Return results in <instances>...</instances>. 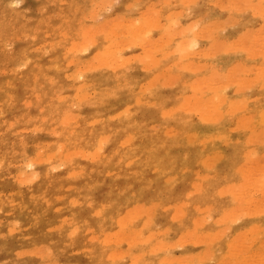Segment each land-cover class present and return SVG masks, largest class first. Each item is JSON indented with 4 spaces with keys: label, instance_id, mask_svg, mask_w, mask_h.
<instances>
[{
    "label": "rangeland",
    "instance_id": "1",
    "mask_svg": "<svg viewBox=\"0 0 264 264\" xmlns=\"http://www.w3.org/2000/svg\"><path fill=\"white\" fill-rule=\"evenodd\" d=\"M51 1H52V4H51ZM63 1V2H62ZM72 1V2H71ZM92 1V2H90ZM105 1V2H104ZM17 0L14 2H18V5H13L15 7H11V3H14L13 0H0V50H1V53H0V123H3L4 126L2 128V130H0L1 134H0V156H1V161H2V164H1V161H0V243L2 245H0V248L2 247L3 249L5 250H1L0 249V264H130L131 260H128V259H116V258H112L113 257V250L117 249L119 250L118 252L122 253V251H125L127 250V246L126 245H123L120 247V245H116V244H112V242H110V244H107V242L105 241V238L106 240L108 239L107 238V234L109 236V234H111L112 236H114L115 234V226H113V221H111V219L113 217H116L117 218V221L118 219H122V220H127L129 219V216L130 218L132 217V214L134 213L135 215L139 214L140 216V219L137 218L139 216H135L133 215V218L135 216V219L136 221L139 222L140 224V228L139 229H136L135 227H133L135 230H140L141 233H143L144 235V238H148V236H151L153 235L154 237V245H156V243H162L166 246H162V249H157L155 250L156 252L154 253V251H152L150 248L148 249H142V250H139L137 252V250H135L136 254L139 255L140 254V257L143 256L141 262H139V264H151V261L153 264H173V261L174 260H184L185 261L186 259H188V261L190 260V263L188 264H214V260L213 259H206V257H204V254L202 255L204 259H206L205 261H203L202 259L203 258H200L201 257V254L204 252L205 253V248L207 245L208 249L210 250H213V254L215 255H219L218 254V251H220V254H223V257L226 256V254L230 253L229 251L232 249V245L237 248L236 250L239 251L241 253L242 250H244L246 247L244 245V239L242 238L245 234L246 238H248L247 240L249 239H252L256 234H258L259 232V236L261 234V239L264 238V225H261L259 226L260 224H263L264 223V211H262L263 209L262 206H260V202L258 201V198L257 200H253V201H256L257 204H259V206H255V204L253 203L254 205V208L252 207L251 208V205L252 203H250L249 201L246 200L249 199V196L251 194V191H252V187L251 189H249L247 192H244L243 190L248 188V186H246L245 184L249 183V179H251L249 176L251 175L252 177V173L251 171L253 172L254 170L252 169V167H254L255 165V168L256 167H264V135H262V133L264 134V119H263V112H264V87H262V83H263V80L261 81H253V79L255 78L256 79V75L259 73V69L261 66H262V62H264V48L262 50H260V46L262 44V46H264L263 44V40H262V36L264 35V14H263V11H264V2L262 0V3L260 2L261 0H242V2H244L246 4V2H248L246 5L244 3L241 2V0H237L238 1V6H241V4L239 3V1L244 4L245 6L244 7H240L242 9H236V5H237V1H236V5L235 6H232L234 5L233 1L231 0V2L229 3V1L226 0V2L224 3H229L230 5L227 7L228 4H226V6H224L225 4H223V0L219 1V0H107L108 4H106V0ZM112 1V2H111ZM159 1L161 3H159ZM184 1V2H183ZM196 1V2H194ZM235 1V0H234ZM55 2V3H54ZM62 2V3H61ZM94 2V3H93ZM96 2V3H95ZM111 2V3H110ZM154 2V3H153ZM156 2V3H155ZM185 2H189V3H185ZM191 2V3H190ZM218 4H215L217 3ZM10 3V5H9ZM70 3V4H69ZM104 3L106 4V6L104 5ZM137 3V5H136ZM220 3V4H219ZM260 5H259V4ZM94 4V5H93ZM130 4V6H129ZM159 4V5H158ZM251 4V5H250ZM254 4V5H252ZM58 5V6H56ZM104 5V6H103ZM113 5V7H112ZM133 5V6H132ZM136 5V6H135ZM156 5V6H154ZM170 5V6H168ZM224 6V8L226 9H223V7L221 6ZM259 5V6H258ZM64 6V7H63ZM89 6V7H88ZM127 6H129L127 8ZM147 6V7H146ZM154 6V8H153ZM220 6V7H219ZM248 6V7H246ZM253 6V8L251 7ZM257 6V7H256ZM261 6V7H260ZM62 7V9L60 8ZM103 7V8H102ZM126 7V8H125ZM139 7V8H138ZM190 7V8H189ZM256 7V8H255ZM86 8V9H85ZM106 8V9H105ZM153 8L154 11L155 9H157V13H158V18L160 20V25L161 27H163V24H164V28H153L152 29V32H151V39H157L159 37L160 40H163L166 41L168 38L170 40H172V44H176V45H173L172 47H169V48H166L165 50H157L155 52V60H159L162 61V64H160V66L158 68H148L146 65H148V61H143L144 58L142 59V57L144 56V52L143 54L141 53L142 51H139V50H131L128 52L127 55H125L124 57V60L125 58L127 59V57H133L131 59H133L129 64H127L126 66L124 65L121 69H119L118 72H115L114 70L112 69H108V68H100V66L98 67L99 69H97L96 67V61L94 59V55H95V52H97V47H92V46H88L86 45L89 41H96L98 43H101L102 40H104V36L103 35H107V33H110L109 30H114L112 33H114L116 31V29L119 27H117L118 24H116L115 22H117L119 19H120V22L121 20L122 21H125V22H128V24H132L134 23V21H137L139 20L140 18H142L143 16V19H140L142 22H144V19L147 17V19H152L153 18V14L154 13L152 10L150 11V9ZM161 8V9H159ZM189 8V9H188ZM247 11H245L244 10ZM261 8L262 11L259 9ZM94 9V10H93ZM96 9V10H95ZM113 9V10H112ZM159 9V11H158ZM253 9V10H251ZM60 10V11H59ZM107 12H106V11ZM131 10V11H130ZM148 10H149V13H148ZM182 10V11H181ZM237 10V11H235ZM239 10V11H238ZM255 10V11H254ZM256 10H260L261 12L259 11H256ZM90 11V12H89ZM144 13L142 14L141 12ZM178 11V12H177ZM180 11H181V14L180 15ZM187 11H188V14H187ZM232 11V12H231ZM43 12V13H42ZM89 12V13H88ZM106 12V13H105ZM132 12V13H131ZM173 12V13H171ZM176 12H177V15H176ZM207 12V14H206ZM4 13V16L3 14ZM19 13V15H18ZM21 13V14H20ZM25 13V14H24ZM41 13V14H40ZM88 13V14H87ZM92 13V14H91ZM127 13V14H126ZM131 13V14H129ZM145 13L147 14H152L153 16L151 15H146V17L144 18V15ZM171 13V14H170ZM175 13V14H174ZM179 13V15H178ZM254 13V14H253ZM258 15H257V14ZM17 14V15H16ZM90 14V15H89ZM94 14V15H93ZM117 14V15H116ZM169 14V15H167ZM172 14L175 15V17L177 19L174 20V15L172 16ZM60 15V16H59ZM64 15V16H63ZM93 15V16H92ZM106 15V16H104ZM207 15V16H206ZM242 15V16H241ZM16 16V17H15ZM28 16V17H27ZM62 16V17H61ZM68 16V17H67ZM84 16V17H83ZM101 16V17H100ZM127 17V19L123 20V18L121 17ZM134 16V17H132ZM166 16H169L166 17ZM170 16H172V18H170ZM181 16V17H180ZM247 16V17H246ZM3 17V18H2ZM18 17V18H17ZM27 17V18H26ZM58 17V19H57ZM61 17V18H59ZM94 17V18H93ZM120 17V18H119ZM131 17V18H130ZM137 17L139 19H137ZM208 17V18H207ZM229 17V19H227ZM234 17V18H233ZM11 18V19H10ZM15 18V19H14ZM87 18V19H85ZM135 18V20L133 19ZM168 18V19H167ZM16 19H19L18 21H16ZM26 19H27V22H26ZM71 19V21H70ZM80 19V21L78 20ZM85 21H84V20ZM114 19V21H113ZM118 19V20H116ZM132 19V20H131ZM151 19L149 20L150 22ZM226 19V20H225ZM239 19V20H238ZM8 20V21H7ZM58 20V21H57ZM62 23H60V21H62ZM67 20V21H66ZM111 20V21H110ZM173 21V23H176V24H173V23H170L169 21ZM229 20H237L239 23H237V21L234 23L233 21H229ZM245 20L247 23H245ZM248 20V21H247ZM259 24H258V22ZM12 21V22H10ZM41 21V22H40ZM96 21V22H95ZM171 21V22H172ZM177 21V22H175ZM225 21H229V22H232L230 25L229 22H225ZM252 21V22H251ZM15 22V23H13ZM25 22V23H24ZM39 22V23H38ZM44 22V23H42ZM78 22V23H77ZM80 22V23H79ZM98 22V23H97ZM106 22V23H104ZM119 22V23H120ZM125 22L123 24H125ZM191 22H195L193 23L194 25L196 26H192L193 24H191ZM218 22H222L221 24H217ZM225 22V26H224V23ZM24 23V25H23ZM42 23V24H41ZM115 23V24H113ZM118 23V22H117ZM122 23V22H121ZM163 23V24H162ZM177 23H178V27H177ZM216 23V24H214ZM237 23V24H236ZM20 24V25H19ZM31 24V26H30ZM35 24V25H34ZM44 24V25H43ZM88 25L87 28H84V26ZM127 24V23H126ZM171 24V25H170ZM176 25L175 29L173 28V25ZM209 24H213L212 26H214V28L212 26L209 27ZM234 24V25H233ZM263 24V26H262ZM7 25V26H6ZM13 25V26H12ZM50 25V26H49ZM56 25V26H55ZM71 25V26H70ZM191 25V26H190ZM222 25V26H221ZM229 27H228V26ZM23 26V27H22ZM29 26V27H28ZM35 26V27H34ZM47 26V27H46ZM54 26H55V29H54ZM62 26V28H60ZM83 29H81L80 28ZM85 26V27H86ZM105 26V27H104ZM172 28H171V27ZM190 26V27H189ZM208 26V28H206ZM233 26V29L231 28ZM237 26V27H236ZM26 27V28H25ZM34 27V28H33ZM92 27V28H91ZM104 27V28H103ZM192 27H197L194 31V28L192 29ZM212 27V28H211ZM222 27V28H221ZM227 27L228 29L226 30ZM263 27V28H262ZM31 30H30V29ZM33 28V29H32ZM45 28V29H44ZM51 28V29H50ZM59 30H57V29ZM66 30H65V29ZM70 31H68L67 30ZM90 32L91 34L88 36V34H86L88 32V29H90ZM169 28L170 29H174L172 32L170 31L169 32ZM189 28H191V30H189ZM221 28V31H219ZM251 28V32H248L247 29L250 30ZM262 28V29H261ZM20 29V30H19ZM29 29V30H28ZM41 29V30H40ZM43 29V30H42ZM49 31H47V30ZM54 29V30H52ZM87 29V30H86ZM97 29V30H96ZM106 29V30H105ZM108 29V31H107ZM182 29V30H181ZM188 30V33L185 32ZM204 29V30H203ZM210 29H214V31L210 30ZM218 29V30H217ZM223 29L225 30L223 32ZM232 29V30H231ZM260 29V30H259ZM13 30V31H11ZM18 30V31H16ZM26 30H28L26 32ZM33 30V31H32ZM52 30V31H51ZM57 30V31H56ZM62 30V31H61ZM72 30V31H71ZM85 30L87 31L85 33ZM96 30V32L94 31ZM202 30V31H201ZM206 30V31H205ZM33 33L31 35V32ZM46 31V32H44ZM52 33H51V32ZM66 31V32H64ZM120 30H117V33L119 32ZM179 31H184L185 34L184 36L186 38H188L189 40H191L190 38L191 37H196L198 43H199V46L198 48H194L192 49V51L189 52V54L191 55H186L188 58H185L186 56H184L181 51L178 49V46H179V43H180V39H178L180 36V32ZM205 31V32H204ZM211 32V36H214L213 38L210 37V33L208 35V32ZM257 31H261L259 32L260 35L262 34L263 32V35H259L258 34H255ZM12 32V33H11ZM29 32V34H28ZM50 32V33H49ZM61 32V33H60ZM81 32V33H80ZM101 32V33H100ZM159 32V33H158ZM174 32H176L175 34V37L173 36ZM179 32V33H178ZM183 32V33H184ZM198 32V33H197ZM207 33L206 36L205 34L203 35V33ZM245 32V34H244ZM248 32V33H246ZM253 32V33H252ZM8 33V34H7ZM10 33V35H9ZM37 33H40L38 36H36ZM64 33V34H63ZM79 33V34H78ZM96 33V34H95ZM104 33V34H102ZM164 33L168 34V36H165ZM199 34V35H196ZM202 33V34H200ZM239 33V34H238ZM54 34V35H53ZM60 35V36H57V35ZM67 36H66V35ZM76 34V35H75ZM78 34V35H77ZM82 34V35H81ZM170 34V35H169ZM173 34V35H172ZM188 34V35H187ZM244 34V35H242ZM246 34H248L250 37L252 36L251 38V43L249 41V43H247L248 45L246 47L243 46V43L242 42H248V39L250 37H246ZM251 34V35H250ZM9 35V36H8ZM19 35V36H18ZM28 35V36H27ZM31 35V36H30ZM34 35V36H33ZM43 37H41V36ZM70 35V36H69ZM92 35V36H91ZM95 35V36H94ZM172 35V36H171ZM217 35H218V38H217ZM257 35V38L259 37L261 39L260 42H258L257 38L256 40L257 41H253L254 40V36ZM27 36V37H26ZM30 36V38H29ZM48 36V37H47ZM76 36V37H75ZM78 36V38H77ZM83 36V37H81ZM91 36V37H90ZM164 36V37H163ZM197 36H201L200 39L199 37ZM243 36V37H242ZM13 37V38H12ZM20 37V38H19ZM34 37V38H33ZM48 38L46 41H44V39ZM49 40V38H51ZM71 37V38H70ZM75 39H74V38ZM81 37V38H79ZM167 37V39H166ZM172 39H171V38ZM209 37V38H207ZM240 37V38H239ZM241 37L243 38L241 40ZM16 38V39H15ZM26 38V39H25ZM54 38V39H53ZM61 38V43L60 41H58L59 39ZM95 38V40H93ZM203 38H206V39H203ZM247 38V41H245ZM258 38V39H259ZM8 39V40H6ZM12 39V42H9L10 40ZM24 39V40H23ZM64 39V42H67L65 43V46L62 45L63 44V40ZM68 39V40H67ZM72 39L74 40L73 42ZM166 39V40H165ZM216 39V41H215ZM237 39H240V41ZM264 39V38H263ZM67 40V41H66ZM236 40V41H235ZM26 41V42H25ZM32 41V42H31ZM37 41V44L35 43ZM40 41V42H39ZM53 41V43H52ZM84 41L85 43V49L80 51L81 49L80 48H83V47H80V48H75L77 49L76 51L70 48H72L73 44L75 42H78V43H82ZM157 41V40H156ZM219 42H223L225 44H223L224 46H222ZM232 41H235L236 43L234 44ZM252 41H253V44H252ZM7 42V43H5ZM39 42V43H38ZM60 44L62 47H61V51L59 53V51L55 48V46H53V44L57 43ZM71 42V43H70ZM217 46L215 48H213L212 46L213 45H216ZM232 42V44H231ZM242 44H240V43ZM255 42V43H254ZM3 45H2V44ZM11 43V44H10ZM201 43V44H200ZM261 43V44H260ZM11 46H9V45ZM14 44V45H13ZM27 44H29L30 46H28ZM69 44V45H68ZM77 45V43H75ZM74 44V45H75ZM90 44V43H88ZM213 44V45H212ZM233 44L234 46H240L241 49H233ZM246 44V43H245ZM252 45V48L253 49H249L251 48V45ZM260 44V45H259ZM8 45V46H7ZM33 45V46H32ZM52 45V46H51ZM84 45V44H83ZM212 45V46H211ZM258 45V46H256ZM40 46V47H39ZM44 46V47H43ZM68 46V47H67ZM80 44L77 45V47H79ZM256 46V47H254ZM66 47V48H65ZM221 48L220 51L219 49L215 51L216 48ZM232 47V50H229L230 48ZM258 47V49H256ZM10 48L12 50H10ZM64 48V49H62ZM211 48L213 50H211ZM255 48V49H254ZM176 50V52L174 50ZM205 50L203 51V53L205 52L207 55L205 54H201L202 50ZM206 49H210L211 53L206 52ZM228 49V50H227ZM43 50V51H42ZM45 50V51H44ZM52 50V51H51ZM90 50V51H89ZM172 50L174 51V55L172 56V53H168V52H172ZM179 50V51H178ZM200 50V53L197 52ZM248 50V51H246ZM260 50V51H258ZM55 53H54V52ZM83 51L86 52L83 54ZM213 51V53H212ZM252 51V52H251ZM253 51H256L257 53L258 52H261L262 51V54L261 53H256V55L254 56L253 55H250V52L253 53ZM5 52V53H4ZM35 52V53H34ZM58 52V53H57ZM197 52V53H196ZM215 52H220L218 54H215ZM49 53V54H47ZM54 53V54H53ZM57 53V54H56ZM68 53V54H67ZM72 53V54H71ZM82 53V54H81ZM168 53V54H167ZM195 53V54H193ZM199 53V54H198ZM236 53V54H234ZM241 53V54H240ZM9 54V55H8ZM22 54L24 57H22ZM40 54V55H39ZM45 54V55H44ZM60 54L61 58L60 60L63 61V62H60L59 64V70L55 72V69H54V63H52V61L57 58H59V56H56ZM74 54V55H73ZM78 54V56L76 55ZM136 54H139L141 55L139 57L138 55V59L136 58ZM180 54V55H179ZM195 55V56H192ZM199 56H197V55ZM201 54V55H200ZM215 57H214V55ZM260 54V55H259ZM36 55V56H35ZM48 55V56H46ZM66 55V56H65ZM69 55L71 57H69ZM79 55H81L80 57H82V59L80 58H77L79 57ZM143 55V56H142ZM213 55V56H212ZM10 56V57H9ZM16 56V57H15ZM20 56V58H19ZM43 56V57H42ZM75 56V58H74ZM86 56V57H84ZM203 56V57H202ZM254 56V57H253ZM258 56V57H257ZM5 57V58H4ZM34 57V59H33ZM42 59H41V58ZM53 57V58H52ZM56 57V58H55ZM68 57V58H67ZM73 57V58H72ZM91 57L94 59V61H91ZM165 57L167 59H165ZM190 57V58H189ZM257 57V58H255ZM4 58V59H3ZM11 58V59H10ZM15 58V59H14ZM27 58V59H26ZM29 58V60H28ZM32 58V60H31ZM51 58V59H50ZM64 58V59H63ZM67 60H66V59ZM90 58V61H88ZM14 59V60H13ZM17 59V60H16ZM86 59H88V63L85 61ZM6 60V61H5ZM12 60V61H11ZM37 60V61H36ZM52 60V61H50ZM54 60V61H55ZM71 60H74V61H71ZM80 60L77 65V66H74L75 64V61H78ZM28 61L30 64L29 66L27 67H22L23 63ZM34 61V62H32ZM36 61V63H35ZM50 61V62H49ZM53 61V62H54ZM9 62V63H8ZM71 62V63H70ZM74 62V63H73ZM86 62V63H85ZM92 64H95L94 66L93 65H88L89 63ZM178 62V63H177ZM189 62H192L193 63V66L196 65V66H200V65H205L202 67V69L200 70L199 66L192 69L190 66L192 63H189ZM63 63V64H61ZM70 63V65L68 64ZM132 63V64H131ZM176 63V65H175ZM196 63V64H194ZM236 63H238L239 67L242 65L243 67H241V69H243L242 73H240V71L238 72V70L236 71V69H239V67L236 66ZM34 64L35 66L37 67H34ZM38 64V65H37ZM68 64V65H67ZM241 64V65H240ZM261 66H258L260 65ZM21 65V66H20ZM41 67H40V66ZM61 65V66H60ZM88 65V66H87ZM99 65V64H98ZM130 66V69L128 68ZM19 66V67H18ZM69 66V67H68ZM82 66H84V68H87V69H84V72L81 71V69L83 68ZM134 66V67H133ZM146 66V67H145ZM213 66V67H212ZM235 66V67H234ZM253 66L257 67L258 68H252ZM6 67V69L4 68ZM22 67V68H20ZM28 67H29V70H28ZM52 67V68H50ZM90 67H93L91 68L92 70L95 69L94 71H91L89 72L91 69H89ZM172 68V70L170 68ZM183 67V68H181ZM189 67V69H188ZM213 69H212V68ZM237 67V68H236ZM4 68V69H3ZM20 68V69H19ZM24 68V70H23ZM40 68V69H38ZM79 68V70H78ZM132 68H135V69H132ZM170 70H169V69ZM199 68V70H197ZM206 68V69H205ZM236 68V69H235ZM264 67L262 66L261 69H263ZM16 70V73L15 70ZM38 69V71H37ZM49 69V71H48ZM71 69V70H70ZM76 69V71H74ZM105 69V70H104ZM147 69H148V72H147ZM168 69V70H166ZM217 69V70H216ZM221 69V70H220ZM232 69H235V71L233 72ZM252 69V71H251ZM256 69H258V73L256 72ZM7 70V71H6ZM9 70V71H8ZM67 70V71H66ZM86 70V71H85ZM89 70V71H87ZM102 70V71H100ZM125 70V71H124ZM231 70V71H230ZM246 70V71H245ZM248 70L250 72H248ZM255 70V71H254ZM18 71V72H17ZM45 71V72H44ZM74 71L72 74L71 72ZM125 73H124V72ZM8 72V73H6ZM35 72V73H34ZM40 72H41V75H40ZM42 72H43V75H42ZM48 72V73H47ZM55 72V73H54ZM78 72V73H77ZM88 72V73H87ZM229 72H231V74H234V73H237V74H234L232 75V77H236L237 79L238 78H242L244 81L246 80H252L250 82L252 83H248L250 85V87L246 84H244V81H240L237 80H233V82L229 81V83L227 84L228 80H231L229 75L231 74H228ZM248 72V73H247ZM14 73V74H13ZM33 73V74H32ZM47 73V75L45 76V74ZM62 73V74H61ZM90 73V74H89ZM117 73V74H116ZM172 73V74H171ZM240 73V74H239ZM246 73V74H245ZM37 74V75H36ZM53 74V75H52ZM60 74V75H59ZM68 74V75H67ZM81 74V75H80ZM84 76H83V75ZM99 74V75H97ZM108 76H104V75H107ZM114 74V75H113ZM119 74V75H118ZM127 74V75H125ZM159 74V75H158ZM160 74L162 75H165V80H164V76H160ZM212 74H214L216 76V79L215 76L213 78ZM228 74V75H226ZM239 74V75H238ZM34 77H33V76ZM54 76V78L52 76ZM56 75V76H55ZM80 75L83 78V80H85L86 78V83L87 85H90V88H88L89 90L87 91L86 89V92L83 93L84 96H85V100L83 103H82V100L79 99V97L77 98V96H80V95H77L75 96L76 94V89L78 87V83H80L78 80H77V76ZM122 75V76H120ZM125 75V76H123ZM131 75V77H129ZM213 78V80H217V76L220 75L221 77L223 78H226L227 82L225 84V82L223 81L224 79H222V82L225 84L223 85L221 82H220V85L223 86L222 89L221 88H218L217 89V86L219 85V82L215 81L214 82H211L212 80L209 79L208 81V77L210 78L211 76ZM236 75V76H235ZM238 75V76H237ZM38 76V78H37ZM76 76V80L74 79V77ZM88 76V77H87ZM106 80H104L102 77ZM157 76H160V78ZM219 76V77H220ZM12 77V78H11ZM60 77V78H59ZM63 77V78H62ZM86 77V78H85ZM101 77V78H99ZM110 77V79H109ZM114 77H117V78H114ZM119 77V78H118ZM171 77H176V81L175 79H170ZM220 77V79H221ZM231 77V78H232ZM233 77V78H234ZM45 78V79H43ZM48 78V79H47ZM70 78V79H69ZM94 78V79H93ZM113 78V79H112ZM199 78L198 81H201L203 82L202 80L204 79V82L205 80L207 79V83H203V84H206L204 86V88L208 87L206 90H204L202 87V85L199 86V83L202 84L201 82L198 83L197 81V85H194L195 81ZM206 78V79H205ZM235 78V79H236ZM253 78V79H252ZM55 79V80H54ZM64 79V80H63ZM72 79H74V81H72ZM91 79V80H90ZM108 79V81H107ZM116 79V80H115ZM118 79H120L118 81ZM170 79V82L172 81V83H168L169 85H165V82ZM219 79V80H220ZM9 80V81H7ZM20 80H23L24 83L27 82L30 84H33L31 85L32 88H33V91H28L27 90H21L19 89L18 91V95H19V98L15 97L14 95V92H13V87L16 85H20L21 81ZM39 80V81H38ZM53 80V83L52 81ZM63 85H61L60 81ZM71 80V81H70ZM93 80L95 83H93ZM102 80V82H101ZM123 80V81H122ZM126 80V81H125ZM135 80V81H134ZM155 80V81H154ZM218 80V81H219ZM9 83H7V82ZM37 84H36V82ZM59 81V82H58ZM67 81V82H66ZM69 81V82H68ZM78 81V83L76 82ZM100 81V82H98ZM107 83H104L106 82ZM121 81V82H120ZM130 81V82H129ZM153 81V84L154 87H152L153 85L149 86L147 85V83L151 84ZM169 81V80H168ZM6 82V83H5ZM44 82V83H43ZM47 82V83H46ZM58 82V83H57ZM66 82V83H65ZM84 82V81H83ZM129 82V83H128ZM146 82V83H145ZM151 82V83H150ZM155 82V83H154ZM211 82V83H210ZM241 82H243L241 84ZM15 83V84H14ZM52 83V86H50ZM69 83V84H68ZM71 83V84H70ZM103 83V84H102ZM126 83V84H125ZM136 83V85L134 84ZM143 83V84H142ZM185 83V86H183V84ZM192 83V84H191ZM215 84L214 85H212ZM246 83V82H245ZM254 83V84H253ZM6 84V85H5ZM48 84V85H47ZM58 87H57V85ZM67 84V85H66ZM78 84V85H77ZM92 84V86H91ZM99 84V86H98ZM121 86H120V85ZM125 84V85H123ZM132 84V85H131ZM167 84V82H166ZM175 84V85H174ZM210 84V85H208ZM253 84V85H252ZM264 84V83H263ZM3 85V86H2ZM37 85V86H36ZM38 85H43L45 87H47L49 89V93H50V99H53V104L54 103H57V104H61L57 102V100L59 98H61V100H63V97L65 98V103L64 104L66 107H64L63 105V110H62V113L63 114L64 112L68 113L69 115H71V117L74 119L72 121L73 125L72 127L75 128L77 127L78 130H73V128L70 130V134L72 136H76L79 137L80 135H82V137L84 136H89L91 134H101L100 132H102V136L106 139L109 138L108 136H112V137H116L115 135H121L120 137H116L119 141V145L121 147V144L127 140L126 138V135L129 136L130 134V130H133V129H136L138 133V135H141L143 138H145L146 136H149L150 135V132H151V137H154V136H157L156 134H158L159 136H161L163 138V142L165 144V149L166 148V144L168 145V147L171 149L172 147V141L176 139V141H178L180 143V145L182 144V146H177V148L175 150H172V151H168V149L166 150V154L168 156V159L171 158V159H174V160H171L169 159V163L171 165L168 166V168L165 166L164 169H159V168H154L152 167L150 163L146 162V160H144L143 158L141 157H134V158H122V157H119L120 155H123L124 153L122 151H118V153L120 154H117L116 158H112L111 159V162L107 164V166L104 168V170L106 172H104L103 170L100 172V174H97L96 172L93 173V175L95 176H98V177H95V179H91V178H88L84 181L83 183V186H86V190H87V199L88 201H90L92 204H97L98 202V205L97 206H100L103 210H105L104 212L106 213V210L110 209L105 215L109 216V223L108 221L102 225V228L101 227H96V226H90L88 225L86 229H79L77 230V233L74 231H71L69 228V223L67 224L64 219H62L60 216L58 217H55L52 216L50 219H46L45 222H41L38 214L35 213L34 211V208L32 206H30L29 204L27 203H30L31 202V199H33L34 197L28 195L30 194V188L32 186L30 185H27V184H23L21 183V181L17 179V175H18V172L19 171V166L22 165L23 163L22 160H23V153L26 152V153H29V154H34V153H31L32 150L35 151V153L37 152L38 150V153H41L40 155H43L45 151H47L48 149L51 148V145H52V140H51V135H52V130L50 129L49 131H36L35 132V128H31L32 131H25L26 129H22L21 126H18L17 125V121L18 119H16V114L19 112V109H21L23 111V113H26L28 112L29 110H31V107L29 109L28 107V104L30 105V103H36L39 101V95H38V88L36 90V93H35V90H34V87L33 86H36L38 87ZM56 85V86H55ZM60 85V86H59ZM77 85V86H76ZM106 85H110L108 87H106ZM142 85V86H141ZM193 85V86H192ZM212 85V86H211ZM245 85V88L247 89V91H242V88L244 87H241ZM252 85V86H251ZM8 86V87H7ZM65 86V87H64ZM68 86V87H67ZM76 86V87H75ZM98 86V87H97ZM114 86V87H113ZM127 86H130L127 88ZM134 88L132 89L131 88ZM136 88H135V87ZM145 86L148 87L149 90H151L150 92H146V88ZM160 87L161 89H157V87ZM163 88H162V87ZM196 86V87H195ZM214 86V87H213ZM247 86V87H246ZM62 87V88H61ZM75 87V89L73 88ZM111 87V88H109ZM156 87V88H155ZM158 87V88H159ZM216 87V88H215ZM220 87V86H218ZM1 88H4L1 89ZM55 88H59V89H55ZM94 88V89H93ZM109 88V90H108ZM153 88V89H152ZM201 88V89H200ZM215 88V89H214ZM64 89V90H62ZM68 89H70L69 91H67ZM199 89V90H198ZM209 89V90H208ZM225 89V91H224ZM238 89V90H237ZM240 89V90H239ZM53 90V91H52ZM57 90V91H56ZM62 90V91H61ZM108 90V91H107ZM128 90V93L125 92ZM132 90V91H130ZM146 90V91H144ZM160 90V92H159ZM237 90V91H236ZM3 91V92H1ZM104 91H105V94H104ZM158 91V92H156ZM224 91V92H223ZM31 92V93H30ZM52 92V94H51ZM62 92V93H61ZM92 92V93H91ZM97 92V95L94 94ZM100 92V93H99ZM103 92V93H102ZM30 93V94H29ZM34 93V94H33ZM103 95H102V94ZM120 93V94H119ZM147 93V94H146ZM157 93V94H155ZM160 93V94H159ZM9 94H10V97H9ZM57 94V95H56ZM87 94V95H86ZM90 94V96H88ZM125 94V95H124ZM129 94V95H128ZM219 94V98H221V108L218 109L217 106L213 105L214 106V112L213 113H216L217 117L219 120H209V122H204V120H200L196 115L195 113L193 112L194 110H187V107L189 106V103H188V106H187V102H192L191 100H189L188 97L192 98L194 97V100H198V102H201V103H204V104H207L212 98L211 96L215 95V96H218ZM52 95V96H51ZM68 95V96H67ZM82 95V94H81ZM117 95V96H116ZM134 96V98L132 99V97ZM145 97H144V96ZM156 95V96H155ZM158 95H160L159 97H157ZM37 96H38V101H37ZM55 96V97H54ZM130 96V97H129ZM132 96V97H131ZM200 96V97H199ZM53 97V98H52ZM118 97V98H117ZM128 97V98H127ZM143 97V99H142ZM187 97V98H186ZM198 97L200 99H198ZM68 98H69V101H68ZM76 98V99H75ZM104 98H105V101H104ZM109 98V99H107ZM113 98V99H112ZM138 98V99H137ZM154 99V100H151V99ZM160 98L162 99V102L160 101ZM171 100H169V99ZM3 99V100H2ZM6 99V100H4ZM82 99H83V95H82ZM126 99V102L123 100ZM142 99V100H141ZM252 99V100H251ZM13 100L18 104V106L20 107L18 109V107L16 105H10L8 108L5 107V104L8 103V104H11L13 102ZM67 100V101H66ZM81 100V102H80ZM131 100V102H129ZM145 100V102H143ZM147 100V101H146ZM216 100V99H215ZM215 100L213 99V104L215 102ZM240 100H243L242 103L244 104V107L247 106V107H242L243 105L240 106V109L238 107L239 105V101ZM96 101V103L94 102ZM139 101V102H138ZM150 101V102H149ZM163 101H166L164 102L165 104H162ZM168 101V102H167ZM69 102V103H68ZM80 102V103H79ZM98 102V103H97ZM109 102V103H108ZM112 102V103H111ZM154 103V104H151V103ZM160 103V106H159V103ZM193 102H196V101H193ZM212 101H210L208 104H210ZM233 102H236L233 104ZM241 102V101H240ZM75 104V106L73 107V104ZM126 103V104H125ZM144 103V104H142ZM241 103V104H242ZM124 104V105H123ZM141 104V105H140ZM98 105V107H97ZM139 105V106H138ZM150 105V106H149ZM156 105V106H155ZM166 105V106H165ZM186 105V107H185ZM202 107L204 106L203 104H201ZM25 106V107H24ZM84 106V107H83ZM96 106V108H95ZM148 106V107H147ZM152 106V108H151ZM238 108H237V107ZM71 107V108H69ZM73 107V108H72ZM127 107H131L130 109L127 108ZM161 107V108H160ZM162 107L164 109H162ZM185 107V108H184ZM233 107V108H232ZM237 109H236V108ZM83 108V109H82ZM155 108V109H154ZM158 108V109H156ZM184 108V109H183ZM191 108V107H189ZM205 108V106H204ZM234 109H236V111L234 110V112H232ZM77 109V110H75ZM85 109V111H84ZM176 111H175V110ZM178 109V110H177ZM186 109V110H185ZM59 110V109H58ZM72 110V111H71ZM82 110V111H81ZM170 112V114H167V111ZM170 110V111H169ZM171 110H174L171 112ZM185 110V111H184ZM231 112H230V111ZM70 111V112H69ZM75 111V112H74ZM126 111V114H124V112ZM229 111V113H228ZM60 112V110H59ZM84 112V113H83ZM89 112V113H88ZM132 112V113H131ZM166 112V113H165ZM73 113V115H72ZM83 113V114H82ZM123 113V114H122ZM128 113V114H127ZM146 113V114H145ZM150 115H149V114ZM165 113V115H164ZM211 113L210 116L213 114ZM243 113V114H242ZM262 113V115H261ZM79 114V115H78ZM81 114V116H80ZM120 114V115H118ZM132 116H131V115ZM77 115V116H75ZM103 117H102V116ZM125 115V119L123 120V117ZM136 115V116H135ZM146 118H145V116ZM148 115V116H147ZM174 115V116H173ZM178 115H180L178 118H176ZM252 115V116H250ZM75 116V117H74ZM91 116V117H90ZM99 116V118H98ZM101 116V117H100ZM121 116V117H120ZM134 116V117H133ZM155 116V117H153ZM170 116H171V119H170ZM250 116V117H249ZM83 117V118H82ZM116 117V118H115ZM133 117V118H132ZM152 117V118H151ZM168 117V118H167ZM181 117V118H180ZM216 117V116H215ZM230 117V118H229ZM243 117H245L244 119H246L247 117L250 118V120L246 119L245 121L242 119ZM15 118V119H14ZM76 118V119H75ZM96 118V119H95ZM132 118V121L129 120ZM137 118V119H136ZM139 118V120H138ZM155 118V120H154ZM166 118V119H165ZM180 118V119H179ZM188 119L185 120V119ZM89 119V120H88ZM94 119V120H93ZM104 119H107L104 120ZM122 121H121V120ZM128 119V120H127ZM164 119V120H163ZM176 119L177 122H176ZM185 120V122L187 124H182V123H185L183 120ZM240 119L242 120V123L244 121V123H249V124H241L240 122ZM76 120V121H75ZM88 120V121H86ZM102 120V121H100ZM112 120V121H111ZM119 122V124L117 126H115L114 123H118L116 121ZM235 120V121H234ZM29 118L27 119V121H25L27 123V125H31L29 124ZM102 124H100L99 122ZM104 121V122H103ZM138 122V123H134V122ZM155 121V122H153ZM164 123H163V122ZM167 121V123H166ZM171 121V122H170ZM181 121V122H180ZM247 121V122H246ZM13 122V123H12ZM79 122H83V123H80L81 127L79 126ZM91 122V123H90ZM104 124H103V123ZM113 122V123H112ZM124 122V123H123ZM153 122V123H152ZM239 122V123H238ZM62 123V121H61ZM87 125L84 126L85 128L87 127V129H89V133L87 132L88 130L85 129L84 127L82 128V126L84 125ZM108 123H111L108 124ZM123 123V124H122ZM134 123V124H133ZM143 123V125L141 126V124ZM163 123V124H162ZM166 123V124H165ZM178 123V124H177ZM201 123V125H200ZM217 123V125H216ZM224 123V124H223ZM263 123V125H262ZM15 124V125H14ZM95 124H99V125H95ZM106 124V125H105ZM114 126H113V125ZM122 125H125L126 128L125 130H122L120 129V126ZM129 124V125H127ZM131 124V126H130ZM150 124V125H148ZM174 124H177V125H174ZM222 124V125H221ZM11 125V126H10ZM76 125V126H74ZM101 125V126H100ZM105 125V126H104ZM110 127H108V126ZM136 125V126H135ZM163 127H162V126ZM166 125V126H164ZM169 125V126H168ZM182 125V126H181ZM221 125V127H219ZM247 125V126H246ZM10 126V127H8ZM89 126H91L89 128ZM95 126V127H93ZM107 126V127H106ZM112 126V128H111ZM177 126V127H176ZM180 128H179V127ZM208 126V127H207ZM242 126H246V127H243L241 128ZM253 126V127H252ZM255 126V128L257 129H253ZM7 127V129H6ZM116 127V130H113L115 129ZM118 127V128H117ZM130 127V129H128ZM158 127V128H157ZM235 127V128H234ZM248 127V128H247ZM8 128L12 129L11 131L7 132L8 131ZM80 128V129H79ZM94 128V130H92ZM98 128L97 132H95V130ZM107 128V129H105ZM111 128V130H110ZM140 128V129H139ZM152 130H151V129ZM164 128V129H163ZM171 130H169V129ZM175 128V129H174ZM179 128V129H178ZM201 128V129H200ZM5 129V130H4ZM14 129V130H13ZM127 129V130H126ZM139 129V130H138ZM147 129V131H145ZM150 129V130H149ZM162 129V131H161ZM177 129V130H176ZM195 129V130H194ZM253 129V130H251ZM109 132H108V131ZM145 132H144V131ZM153 130L155 132H153ZM165 130V131H164ZM183 130V131H182ZM199 130V131H198ZM212 130V131H211ZM241 130V131H240ZM77 131V132H76ZM86 131V132H85ZM107 131V132H105ZM118 131H121V133L119 132V134L117 133ZM124 131V132H123ZM150 131V132H149ZM186 131V132H185ZM188 131V132H187ZM214 131V132H213ZM79 132V133H78ZM92 132V133H91ZM113 132L116 134H113ZM128 132V133H127ZM133 132V131H132ZM131 132V133H132ZM161 132V133H160ZM173 132V133H172ZM181 132H182V135H181ZM185 132V133H184ZM261 134H260V133ZM44 133V134H43ZM86 135H85V134ZM113 134V135H110ZM142 133V134H140ZM149 133V134H148ZM169 133V134H168ZM172 133V134H170ZM192 133V136L193 134L195 135V138L194 136L193 137H190ZM258 133V134H257ZM41 134V135H40ZM80 134V135H79ZM84 134V135H83ZM125 136H124V135ZM168 136H167V135ZM188 134V135H187ZM206 134V136L204 135ZM222 134V136H221ZM49 135V136H48ZM175 135V136H174ZM185 135V136H184ZM258 135V136H257ZM261 135V136H260ZM8 136V137H7ZM24 136V137H23ZM48 136V137H47ZM136 136V135H135ZM145 136V137H144ZM173 136V138H172ZM217 136V137H216ZM221 136V137H220ZM226 136V139L224 138ZM47 137V139L45 140V138ZM124 137V138H122ZM169 139H168V138ZM175 137V138H174ZM13 138V140H12ZM120 138V140H119ZM172 138V139H171ZM182 139V141H180V139ZM184 138V139H183ZM193 138V139H192ZM198 138V139H197ZM199 138H202L201 140H203L204 138V143L200 142V139ZM212 140H211V139ZM38 139L40 142H35L34 140ZM50 140L51 143H49L48 141ZM106 139V140H107ZM168 139V141H167ZM209 139V140H208ZM227 141L225 142L224 141ZM251 140V142H250ZM12 141V142H11ZM34 141V142H33ZM43 141V142H42ZM47 141V143H45ZM197 141V143H195ZM207 143H206V142ZM212 141H213V144H212ZM243 141V142H242ZM183 142V143H182ZM186 142V144H185ZM194 142V143H193ZM225 142V143H224ZM250 142V143H249ZM254 142V143H253ZM39 143V144H37ZM40 143H43L40 144ZM49 143V145H48ZM169 143V144H168ZM228 143V144H227ZM184 144L186 145V150H185V146ZM188 144V145H187ZM190 144H193V145H190ZM247 144V145H246ZM38 145V146H37ZM170 145V146H169ZM213 145V147H212ZM244 145V146H243ZM250 145V146H249ZM106 146V147H105ZM108 145H103V150L100 151L98 153V156L99 157H106L109 152H108V148H107ZM19 147V148H18ZM83 146H78V148H82ZM181 147V148H180ZM188 147V148H187ZM244 147V148H242ZM180 148V150H179ZM184 148V149H183ZM250 150H249V149ZM30 149V150H29ZM46 149V150H45ZM146 149H149V148H146ZM169 149V150H170ZM179 150V151H178ZM183 150V151H182ZM226 150V152H225ZM249 150V151H247ZM110 151V150H109ZM185 151V152H184ZM245 151V152H244ZM16 152V153H15ZM173 152H178V154L175 156L176 153H173ZM180 152V154H179ZM193 152V153H192ZM18 153V154H17ZM182 153V154H181ZM203 153L204 156L202 155ZM209 153V155L207 154ZM225 153V154H224ZM253 153V154H252ZM15 154V155H14ZM175 156V158L173 157V155ZM186 154H191V158L188 157V155ZM217 154V155H216ZM249 154V155H248ZM252 154V155H251ZM8 155V156H7ZM61 156L62 155V152H59L57 153V156ZM119 155V156H118ZM182 157H180V156ZM200 155V156H199ZM208 155V156H207ZM4 156V157H2ZM7 156V157H6ZM202 156H203V159H202ZM218 156V159L216 158ZM229 157L228 159H225L227 157ZM253 156V157H252ZM257 156V157H255ZM20 157V158H19ZM119 157V159H117ZM184 157H188L189 159H191L189 163V159H184ZM263 157V158H262ZM8 158V159H7ZM16 158V159H15ZM162 158H165V157H162ZM178 158V160H177ZM208 158V160H207ZM210 158V159H209ZM212 158V159H211ZM223 160H222V159ZM246 158V159H245ZM249 158V159H248ZM251 158V159H250ZM83 159V157L80 159V161ZM103 159V158H102ZM102 159H99L96 161V164L98 162H100ZM116 159V160H115ZM130 159V160H129ZM185 161H184V160ZM193 159V160H192ZM202 159V160H201ZM221 159V160H220ZM248 159V160H247ZM253 159V160H252ZM258 159V160H257ZM9 160V161H8ZM12 162H11V161ZM114 160V161H112ZM188 160V161H187ZM207 160V161H205ZM220 160V162H219ZM257 160V161H256ZM17 161V162H16ZM119 161V162H118ZM145 161V162H144ZM175 161H178V162H175ZM211 161V162H210ZM235 161V162H234ZM248 161H250L248 163ZM252 161V163H251ZM8 162V164H7ZM125 162V163H124ZM200 162V163H199ZM209 162V163H208ZM217 162H218V165H217ZM263 162V164H262ZM3 163H5V165H3ZM20 163V164H19ZM122 163L124 166H122ZM174 163V164H173ZM175 163H177V165H175ZM198 163V164H197ZM212 163V164H211ZM216 163V164H215ZM235 163V164H233ZM251 163V164H250ZM147 164V165H146ZM173 164V165H172ZM182 164V165H181ZM215 164V165H214ZM250 164V165H249ZM253 164V166H251ZM261 164V165H260ZM129 165V166H128ZM145 165V166H144ZM181 165V166H180ZM188 165V166H187ZM229 165V166H228ZM128 166V168H127ZM139 166H141L140 170H139ZM145 167V170H144V167ZM151 166V167H150ZM174 166V167H172ZM175 166H176V169H175ZM186 166V167H185ZM231 166H237L236 169L235 167H231ZM252 169H250L249 168ZM15 167V168H14ZM17 167V168H16ZM170 168H174L173 170L172 169H169ZM183 167V169L181 168ZM185 167V168H184ZM215 167L216 169L220 168V171L221 173L218 171V170H215ZM231 167V168H230ZM247 167L249 169H247ZM6 168V170H4ZM119 168V169H118ZM143 168V170H142ZM148 168V169H146ZM207 168V169H206ZM213 170L214 171H210V170ZM226 168V170H225ZM241 168V169H240ZM131 169V170H130ZM134 169V170H132ZM179 169H182L179 170ZM228 169V170H227ZM15 170V171H14ZM127 170V172H126ZM155 170V171H154ZM170 171H174L173 173L169 172ZM209 172H208V171ZM247 170V171H246ZM250 170V172H249ZM9 173H8V172ZM32 170H27L25 172L27 173H30ZM121 171V172H120ZM126 173H124V172ZM136 171V172H134ZM142 171V172H140ZM151 171V172H150ZM162 173H161V172ZM164 171H167V172H164ZM178 171H179V174H178ZM181 171V172H180ZM206 171V172H205ZM219 173V177H220V181L219 180H216L218 179V174L217 172ZM246 171V172H245ZM120 172V173H119ZM138 172V173H137ZM204 172V173H203ZM208 172V173H207ZM230 172L232 173L231 175L233 176L231 178V176H229ZM236 172V173H235ZM124 173V174H123ZM135 173V174H134ZM143 173V174H142ZM151 173V174H150ZM166 174V176L163 177L162 174ZM229 173V174H227ZM246 176H245V174ZM249 173V174H247ZM97 174V175H96ZM129 174V176H128ZM133 174V175H131ZM156 174V175H154ZM161 174V176L159 175ZM164 174V175H165ZM236 174V175H235ZM14 177H13V176ZM100 175V176H99ZM115 177H114V176ZM138 175V177L136 176ZM140 175L142 177L141 178L144 182V184H147L145 187L146 189L143 187L144 184H141L140 182L137 181V179L139 178L140 179ZM150 175V177L148 176ZM153 175V176H152ZM172 175V176H171ZM179 175V176H178ZM182 175V176H180ZM188 175V176H187ZM190 175V176H189ZM205 175V176H203ZM228 175V176H226ZM235 175V176H234ZM239 175H242V176H239ZM247 175H248V178H247ZM113 176V177H112ZM122 176V177H121ZM132 179H129L131 178ZM145 176V177H144ZM148 176V177H147ZM151 176L153 177V181L154 182H151ZM176 176H178L176 178ZM209 176V177H208ZM212 176V177H211ZM217 176V177H216ZM12 177V178H11ZM103 179H102V178ZM118 177V178H117ZM127 177V178H126ZM135 177H137V179H135ZM176 179H175V178ZM183 178V181H184V178H186V180L182 183L181 180ZM191 177L193 179V181L191 182ZM204 177V178H203ZM208 179H207V178ZM221 177H224L223 179H221ZM239 177V178H238ZM16 178V179H15ZM99 178V180H98ZM115 178V179H113ZM148 178V180L150 181V186L149 185V181L146 183V179ZM158 178H160L159 180H157ZM200 178V180H199ZM207 181H206V179ZM214 178H216L214 181L215 182V185H213L214 183H210L209 182H212ZM235 178V179H234ZM100 179H102L101 181L102 182H105V183H99ZM121 179V180H120ZM145 179V180H144ZM155 179V180H154ZM168 179V181H167ZM173 179V180H172ZM175 179V180H174ZM180 180V182H178L177 180ZM198 179V180H196ZM228 180V181H225V180ZM248 179V180H247ZM11 180V182H10ZM93 180H95V183L98 184V188L100 189L99 191H95V192H91V188H92V185L90 183L93 184ZM133 182H132V181ZM172 180V181H171ZM190 180V181H189ZM209 180V182H208ZM212 180V181H211ZM222 180V181H221ZM247 180V181H246ZM176 181H177V184H176ZM206 181V183H205ZM213 181V182H214ZM246 183L244 184L243 182ZM15 182V183H14ZM89 183L86 184V183ZM112 182V183H111ZM133 185H131L132 183ZM136 185H135V183ZM164 182L165 185L162 183ZM168 182V183H167ZM170 182H174L173 184L170 183ZM218 182V184H217ZM121 183V184H120ZM140 183V185L138 184ZM153 183L155 185H153ZM163 185H162V184ZM199 185H198V184ZM203 183V184H202ZM223 183V185H222ZM243 183V184H241ZM250 183H253V182H250ZM106 184V186L104 185ZM128 184V185H127ZM130 184V185H129ZM158 184V185H157ZM160 184V185H159ZM195 184V185H193ZM197 184V185H196ZM212 184V185H211ZM229 184H230V189L232 191H230L229 188ZM16 185V186H15ZM111 185V186H110ZM119 185L121 186L119 187ZM143 185V186H142ZM172 185V187L170 186ZM182 185H185L184 187H180ZM190 185H191V188H190ZM203 185V186H202ZM206 185V186H205ZM208 185V187H207ZM245 185V186H243ZM252 185V184H251ZM24 186V187H23ZM129 186V187H127ZM135 186V188H133ZM142 186V187H141ZM156 186V188H155ZM167 186V187H166ZM214 186V187H212ZM219 186V188H218ZM108 187V188H105ZM115 187V188H113ZM117 187V188H116ZM121 189H119V188ZM127 187V189H126ZM139 187V188H138ZM149 187H151L149 189ZM161 187H165L166 189H162ZM186 187L187 189H190V190H186ZM196 187V188H195ZM236 188V191L238 193V196L236 194V191H234V189ZM24 188H26L27 190H25ZM103 188V189H102ZM110 188V189H109ZM113 188V191H111ZM124 188V189H123ZM132 188V189H131ZM137 188V190H136ZM148 188V189H147ZM169 188V189H168ZM173 188V189H172ZM183 188V189H182ZM198 188H199V193H198ZM204 188L206 189H209V190H204ZM219 189V193H222L223 194V200L222 199H219V195L218 193L214 190V189ZM229 192H226L223 191V189H225ZM250 188V186H249ZM29 189V190H28ZM105 189V190H104ZM116 189L119 191L117 193L116 192ZM145 189V190H144ZM156 189V190H154ZM160 189V190H159ZM214 191H213V190ZM125 190V193L126 195H122L124 194V191ZM127 190V191H126ZM129 190V191H128ZM149 190V191H148ZM170 190V192L168 191ZM173 190V192H171ZM21 191V192H20ZM100 191H106L107 193L106 194H100L101 192ZM147 191V192H146ZM151 191V192H150ZM154 191V192H153ZM180 191H183V192H180ZM187 191V192H186ZM223 191V192H222ZM100 192V193H99ZM113 192V193H112ZM135 192V193H134ZM149 192L150 194L153 196L151 197V195H149ZM154 195H153V193ZM177 192H179L181 195L179 196V193L177 194ZM205 192L209 193L211 192L212 193V198L214 199L215 198V201L211 200V194L209 193L207 196H203V194H205ZM225 192V193H224ZM243 193L244 197L240 198V193ZM120 193V195H119ZM129 193H131L129 195ZM148 193V194H146ZM168 193L170 195H168ZM183 193V194H182ZM203 193V194H202ZM217 193V194H216ZM232 193V194H230ZM98 194V195H97ZM115 196H120L119 198L118 197H115ZM118 194V195H117ZM144 194V195H143ZM158 194V196L156 197V195ZM178 196H177V195ZM188 194H191V200L190 197L188 196ZM214 194V195H213ZM230 194V195H229ZM246 194V195H245ZM248 194V195H247ZM262 193H260L258 195V197H262L263 194L261 195ZM8 195V196H7ZM32 195V194H30ZM107 195H110V196H107ZM133 195V196H131ZM171 195L174 197L171 198ZM183 195V197H182ZM195 195V196H194ZM198 195V196H196ZM228 195V196H227ZM29 196V197H28ZM102 196H105V197H102ZM124 196V197H123ZM126 196V198H125ZM169 196V197H168ZM187 196V197H186ZM194 198H193V197ZM200 196L203 197L202 199H200ZM217 196V197H216ZM246 196V198H245ZM13 200H12V198ZM33 197V198H32ZM122 197V198H121ZM130 197H133V199L136 198V201L134 202L132 198ZM139 197V199H138ZM151 199H149V198ZM166 197V198H165ZM171 198V199H168V198ZM182 200L179 201V199ZM181 197V198H180ZM198 197V198H197ZM206 199H205V198ZM230 199H229V198ZM239 197V198H238ZM264 197V196H263ZM263 197L261 200H263ZM62 198V197H61ZM102 200H101V199ZM106 198H109V200L106 202ZM114 198V200H113ZM124 198V200H123ZM148 198V199H147ZM186 198V200H185ZM207 198L208 201H210L209 203H207ZM217 198V199H216ZM228 198V199H227ZM238 198V199H237ZM5 201H4V200ZM10 199V200H9ZM91 199V200H89ZM92 199L94 200L92 202ZM99 199V200H97ZM104 199V201H103ZM126 199V201H125ZM130 199V200H129ZM146 199V201H145ZM168 199V200H167ZM240 199V200H239ZM2 200V201H1ZM11 201V202H8ZM101 200V201H100ZM112 200V201H111ZM127 200H129L127 202ZM133 202H132V201ZM149 200V202H148ZM157 200V201H156ZM165 202H164V201ZM170 200V201H169ZM177 202L178 200V204L175 202ZM195 200V202H194ZM221 200V201H220ZM225 200L227 202H225ZM234 200V201H233ZM246 200V202H245ZM96 201V202H95ZM103 201V202H102ZM124 201V202H122ZM147 202V204L145 202ZM187 201V202H186ZM189 201V202H188ZM190 201H192V203H190ZM239 205L238 204V202ZM7 202V203H6ZM109 202V203H108ZM162 202V203H161ZM181 202V203H180ZM229 202V204H228ZM81 203H83L81 201ZM102 203V204H100ZM112 205H111V204ZM120 203V204H118ZM122 203V205H121ZM135 203V204H134ZM149 203V204H148ZM180 203V204H179ZM200 203V204H199ZM227 204V206H223L222 204ZM237 203V204H236ZM244 203V204H242ZM247 205H246V204ZM250 203V205H249ZM8 205H11L13 207V210L14 211H7L6 210V206ZM118 204V205H117ZM134 204V205H133ZM162 204V206H161ZM196 204V205H195ZM199 204V205H197ZM206 204V205H204ZM235 204L237 206H235ZM106 205V206H105ZM109 205V207H107ZM114 205V206H113ZM130 205H133V206H130ZM147 205V206H146ZM160 205V207H159ZM191 205V208H189ZM204 205V206H203ZM230 205V206H228ZM232 205V206H231ZM262 205V204H261ZM29 206V207H27ZM63 210H64V206L63 205H60ZM117 208H116V207ZM122 206V207H121ZM127 206V207H126ZM130 206V207H129ZM141 206V207H139ZM145 206V207H143ZM177 206V207H176ZM182 206V207H181ZM184 206V207H183ZM222 206L225 208H222ZM239 206V209L240 211H245V214L244 217L242 216V213L240 214L243 218L239 221H237L236 223V217L234 216L235 212L236 213H239L238 211H236V208ZM245 206V207H243ZM249 206V207H247ZM113 207V209H112ZM115 207V209H114ZM126 207V208H125ZM139 207V208H138ZM173 207L174 210H173ZM187 207V208H185ZM197 207V208H196ZM229 207V209L227 208ZM236 207V208H235ZM260 207V209L257 210V208ZM108 208V209H107ZM120 208V209H119ZM149 208V209H148ZM169 208L172 210L173 213H171V210H169ZM184 208V209H182ZM211 208L213 211H211L210 213V210L209 209ZM235 208V210H233ZM243 208L245 210H243ZM249 208V209H248ZM251 208V209H250ZM256 208V210H255ZM264 208V207H263ZM25 209V210H24ZM112 209V210H111ZM119 209V210H118ZM148 209V211H147ZM167 209V210H166ZM186 209V210H185ZM199 209V210H198ZM209 209V210H208ZM217 209H218V212H217ZM238 209V208H237ZM254 211H253V210ZM115 210V211H114ZM132 210V211H130ZM162 210V211H161ZM169 210V211H168ZM193 210V211H192ZM203 210V211H202ZM215 210V211H214ZM234 212H233V211ZM261 210V211H259ZM114 211V212H113ZM124 211V212H123ZM152 211V212H151ZM164 211V212H163ZM178 211L177 215H176V212ZM188 211L191 213L188 214ZM206 211V212H205ZM234 213V214H230L231 212ZM252 211V212H250ZM19 212V213H18ZM23 212V213H22ZM117 214H116V213ZM123 212V213H122ZM151 212V213H149ZM154 212V213H153ZM157 215H156V213ZM172 214H170V213ZM182 212V213H180ZM184 212V213H183ZM203 212V213H201ZM217 212V213H216ZM230 212V213H229ZM34 213V214H32ZM115 214L112 215V214ZM162 213V215H161ZM180 213V214H179ZM201 213V214H200ZM210 213V215H209ZM224 215H223V214ZM248 215H247V214ZM251 213V214H249ZM258 213V214H257ZM260 213L262 215H260ZM20 214L22 215V217L26 220H22V219H19L20 217ZM150 214V215H148ZM179 214V216H178ZM183 217H182V215ZM193 214H198V218L199 221L201 220V224H193L194 221H196V219H194L192 221L193 218L192 215ZM206 214V215H205ZM221 214V215H220ZM229 214V216L227 215ZM7 215H8V218H7ZM10 215V216H9ZM58 215V214H56ZM175 215V216H174ZM181 215V216H180ZM201 215V216H200ZM208 215V216H207ZM212 215V217H211ZM214 215V216H213ZM233 215V217L235 219H233V217H231ZM238 215V214H236ZM238 215L237 218H241V216ZM251 215V216H250ZM12 216V217H11ZM17 216V217H16ZM112 216V218H111ZM149 216V217H148ZM174 216V217H173ZM203 216V217H202ZM216 216V217H215ZM224 216V217H223ZM33 217H34V220H33ZM55 217V219H54ZM60 217V218H59ZM122 217H127L126 219H123ZM151 217V218H150ZM154 217V218H153ZM205 217V218H204ZM227 217V218H226ZM262 217V218H261ZM18 218V219H16ZM145 218V219H143ZM154 220H153V219ZM175 218V219H174ZM183 220H182V219ZM185 218V219H184ZM207 218V219H206ZM208 218L210 219V221H207ZM215 218V219H214ZM151 219V220H150ZM180 219V220H179ZM189 219V221H188ZM214 219V222L212 221ZM225 219V220H222ZM11 220V221H10ZM51 220V221H50ZM54 220V222L52 221ZM84 220H87V219H84ZM165 220V221H164ZM178 220V222L176 221ZM206 220V221H204ZM228 220V221H227ZM229 220H231L229 222ZM259 220V221H258ZM6 221V222H5ZM36 221V222H35ZM57 221V222H56ZM60 221V222H59ZM150 221H152V223H150ZM153 221L155 223H153ZM169 221V222H168ZM174 221V222H173ZM182 221V222H181ZM226 221V222H225ZM251 221H254L251 223ZM16 222V223H15ZM21 224H20V223ZM26 222V224H25ZM40 222V223H38ZM52 225H50L51 223ZM112 222V223H111ZM229 222V223H228ZM259 222V223H258ZM262 222V223H260ZM9 223H11L12 225H10ZM19 225H18V224ZM24 223V224H22ZM34 223H36V225H34ZM43 223V224H42ZM45 223L47 226H45ZM164 223V225H163ZM178 225H177V224ZM183 223V224H182ZM192 223V225H191ZM213 223V224H212ZM225 223V225L223 226V224ZM258 223V224H257ZM14 224V225H13ZM16 224L18 227H16ZM40 224V225H39ZM64 224V225H63ZM154 224V225H153ZM173 224V225H172ZM182 224V225H181ZM190 224V225H189ZM205 224H211L209 225H205ZM8 225V226H7ZM24 225V226H23ZM39 225V230L37 231L36 229L34 228H37L36 226ZM108 226L109 227H105V226ZM179 225L181 227H179ZM195 227H194V226ZM199 225V227H198ZM205 227L207 226V230L205 228L202 227ZM216 227L219 226L218 228ZM222 225V226H220ZM231 225V226H230ZM245 225V227H244ZM56 226V227H55ZM66 229H65V227ZM112 226V227H111ZM145 226H148V227H145ZM161 226V227H160ZM177 226V227H176ZM189 226V227H187ZM212 228H211V227ZM227 227H230V228H226ZM16 227V229L14 228ZM55 227V229H54ZM60 227V228H59ZM98 230H95L96 228ZM105 227V229H104ZM173 227H174V230H173ZM187 227V228H186ZM242 227L241 229H237V228H240ZM247 227V228H246ZM259 227V228H258ZM13 228V229H12ZM34 229V230H31L30 232V229ZM44 228V229H43ZM89 228V229H88ZM101 228V230H99ZM110 230H109V229ZM145 228V229H143ZM147 228V229H146ZM186 231H185V229ZM190 228V229H189ZM192 228V229H191ZM197 228H198V231H197ZM200 228V229H199ZM246 228V229H245ZM257 228V229H256ZM263 231H262V229ZM24 229H26L24 231ZM42 229V230H41ZM59 229V230H57ZM65 229V230H64ZM212 229H214L215 231H213ZM218 229V230H217ZM225 229V230H224ZM243 229V230H242ZM255 232H253L252 230ZM28 230V231H27ZM41 230V231H40ZM45 230V231H44ZM57 230V231H56ZM69 231V234H72V235H63V231ZM82 230H83V233H82ZM112 230V231H111ZM143 230V231H142ZM167 230V232H166ZM170 230V231H169ZM179 230V231H178ZM184 232H183V231ZM204 230V231H202ZM206 230V231H205ZM209 230V231H208ZM212 230V231H210ZM224 230V231H222ZM228 230V231H227ZM237 230V233L236 231ZM19 232L16 234V232ZM33 231H37V235H35V233ZM54 231V232H53ZM102 231L103 234L100 232ZM108 231V232H107ZM171 232V233H168ZM235 231V232H234ZM13 232V233H12ZM79 232V234H78ZM106 232V233H105ZM161 232V233H159ZM163 232V233H162ZM194 233V236L192 237H195L196 238H190L191 235L189 236L188 233ZM213 232V233H212ZM222 232H223V236H222ZM232 234H231V233ZM257 232V233H256ZM22 233V234H21ZM23 233H26V234H23ZM34 233V234H33ZM43 233V234H42ZM60 233V235H58ZM77 236H75L74 234ZM134 233V232H133ZM155 233L157 236H155ZM174 233V234H173ZM192 233V234H193ZM218 233H221V235H217ZM244 233V234H242ZM251 233V234H250ZM19 234V235H18ZM86 234V235H85ZM170 234V235H168ZM234 234V235H233ZM241 234V236L239 235ZM250 234V235H249ZM262 234H263V237H262ZM4 235V236H3ZM16 235V236H15ZM21 235V236H20ZM35 235V236H34ZM49 235V236H48ZM52 235V236H51ZM82 235V238H80V236ZM85 235V236H84ZM167 235V236H165ZM177 235V236H176ZM179 235V236H178ZM183 235V236H182ZM185 235L186 237L189 236V238L191 239V241L189 240V238H185ZM215 235H217V237L219 236L220 239L217 240L219 242H217L216 238H215ZM231 235V237H229ZM239 235V236H238ZM32 236V237H31ZM39 236V237H38ZM48 236V237H46ZM53 238H51V237ZM66 236V237H65ZM72 236V237H71ZM75 236V237H73ZM99 236V237H98ZM163 236V237H162ZM170 236V238L168 237ZM202 237L201 239L199 237ZM206 236V237H205ZM213 238H211V237ZM15 237V238H14ZM29 237L31 238V241L29 239ZM56 237V238H55ZM79 237V238H78ZM85 237V238H84ZM90 237H93V238H90ZM94 237H96L94 239ZM111 237V236H109ZM172 237H175V238H172ZM182 237H184V240ZM203 237H205V241L203 240ZM210 237V238H209ZM223 237L226 238L221 240ZM241 237L243 240H238L237 239H241L239 238ZM21 238V239H20ZM40 238V239H39ZM46 238V240L44 239ZM71 238V239H69ZM78 238V239H77ZM99 238V240H98ZM101 238V240H100ZM180 238L182 240H180ZM208 238H209V241H208ZM215 238V240H214ZM17 239V240H16ZM25 239V240H24ZM33 239V240H32ZM44 239V240H43ZM62 239V240H61ZM80 239H84V241H80ZM93 239V241H92ZM193 239V240H192ZM207 239V241H206ZM228 239V240H227ZM24 240V241H23ZM43 240V241H42ZM48 240V241H47ZM55 240V241H54ZM80 242H78V241ZM181 241V243H183V246L182 244L180 245L178 243V241ZM188 240V242H187ZM213 240V241H212ZM30 241V242H28ZM52 241V242H51ZM61 241V242H60ZM65 241V242H64ZM87 241V242H86ZM90 241V242H89ZM103 241V242H102ZM186 241V242H185ZM198 241V242H197ZM237 241V242H236ZM242 241V242H240ZM24 244H22V243ZM28 244H27V243ZM33 242V244H32ZM68 242V244H67ZM71 242V243H70ZM73 242V243H72ZM76 242V243H75ZM89 242V243H88ZM100 244H98V243ZM106 242V243H105ZM167 244H166V243ZM173 242V243H172ZM176 242V243H175ZM185 242V244H184ZM197 242V243H196ZM199 242L201 244H199ZM236 245H235V243ZM7 243V244H6ZM10 243V245H9ZM21 243V245H19ZM40 243V244H39ZM46 243V244H45ZM56 243V244H54ZM59 243V244H58ZM61 243V244H60ZM175 243V244H174ZM191 243V244H190ZM218 243V244H217ZM226 243V244H225ZM229 243H232V245ZM31 244V245H30ZM60 246H58V245ZM71 244V245H70ZM84 244V245H83ZM97 244V245H96ZM170 244H174L171 246H169ZM221 244V245H220ZM225 244V246H224ZM242 244L245 248L243 249L241 247ZM46 245V246H45ZM81 245L82 248H79ZM92 245V246H91ZM99 245V246H98ZM102 245V246H101ZM104 245V247H103ZM116 245V246H114ZM168 245V246H167ZM224 247H223V246ZM8 246L10 248H8ZM44 246V247H43ZM51 246V247H50ZM53 246V247H52ZM67 246L68 249H65ZM69 246V247H68ZM74 246L75 249H72V247ZM76 246V247H75ZM79 246V247H78ZM101 246V248H100ZM107 246V247H106ZM175 246V247H174ZM182 246V247H181ZM217 246V247H216ZM222 246V247H221ZM231 246V247H230ZM259 246V245H258ZM5 247V248H4ZM23 247V248H21ZM77 247L79 249H77ZM99 247V248H98ZM106 247V248H105ZM116 247V248H115ZM163 247H165L166 249H164ZM196 247V248H195ZM257 247V246H256ZM32 248L34 249H37V253L39 251L38 248H40V251L44 249H48V251L50 250L51 251V255L49 252V254L46 253V255L44 256V254L41 256L38 254H36L35 250L33 251ZM52 248V249H51ZM55 248V249H54ZM57 248V250H56ZM86 248V250H85ZM98 248V249H97ZM231 248V249H230ZM233 248V249H235ZM242 248V249H240ZM258 248V247H257ZM54 249V250H53ZM87 249H89L87 251ZM94 250V253L92 252ZM99 250L97 252V250ZM168 249V252L166 251ZM230 249V250H229ZM232 249V250H233ZM256 248H252L251 250H248L249 252H247V255H248V258L252 255L251 258L249 259H252L251 262L254 261V257L258 259V256L256 254H259V252L257 251L258 249L254 250ZM30 250V252H29ZM32 250V251H31ZM42 250V253H45L44 251ZM45 250V251H46ZM53 250V251H52ZM77 250V251H76ZM92 250V251H91ZM105 250V251H104ZM207 250V248H206ZM209 250H207L209 252ZM247 250V248H246ZM55 251V252H54ZM63 251V252H62ZM84 251V252H83ZM110 251V252H108ZM186 253H185V252ZM253 251V252H252ZM19 252V253H18ZM29 252V253H28ZM31 252H33V254H36V255H33ZM58 252V253H57ZM184 252V253H183ZM232 252V251H231ZM21 253V254H20ZM23 253V254H22ZM25 253V254H24ZM28 253V254H27ZM64 253V254H63ZM95 253H97L95 255ZM150 253V254H149ZM6 254V255H5ZM58 254V255H57ZM76 254V255H75ZM80 254V255H79ZM93 254V255H92ZM113 254V255H112ZM142 254V256H141ZM184 254V255H183ZM189 254V256H187ZM231 254V253H230ZM228 254V255H230ZM253 254L255 256H253ZM12 255V256H11ZM15 255V256H14ZM27 255V257H25ZM62 255V256H61ZM67 255V256H66ZM72 255V257H71ZM91 255V256H90ZM107 255V257H106ZM111 255V258H109ZM152 255V256H151ZM164 255V256H163ZM172 255V256H171ZM192 255V258H190ZM199 256V260L198 262H196V258L194 259L195 256ZM3 256V257H2ZM14 256V258H13ZM29 256V257H28ZM33 258H32V257ZM47 256H49L48 258H46ZM70 258H69V257ZM80 258H78V257ZM86 256V257H85ZM115 256V255H114ZM151 256V257H150ZM179 256H183V257H179ZM185 256H187V258L185 259ZM196 256V257H197ZM13 259H12V258ZM43 257V258H42ZM46 260H45V258ZM60 257V258H59ZM75 257V258H73ZM84 257V259H83ZM145 257H149L147 259H145ZM174 258V259H171L172 262H170L171 260H169V258ZM179 257V258H178ZM22 262H18L17 259ZM36 260H35V259ZM50 258V259H49ZM88 258V259H87ZM106 258V259H105ZM168 258V259H166ZM190 258V259H189ZM39 259V260H38ZM49 259V260H48ZM64 259V260H62ZM87 261H86V260ZM91 259V260H90ZM113 259H116V260H113ZM150 259V260H149ZM154 259V260H153ZM164 259H166L164 261ZM201 259V260H200ZM13 260V261H12ZM30 260V261H29ZM45 260V261H44ZM52 260V261H51ZM71 260V261H70ZM74 260V261H72ZM145 260V261H144ZM148 260L150 262H148ZM169 260V261H168ZM212 260V262L210 261ZM12 261V262H11ZM55 261V262H54ZM106 261V262H105ZM111 261V262H110ZM209 261V262H208ZM4 262V263H3ZM74 262V263H73ZM128 262V263H126ZM146 262V263H145ZM155 262V263H154ZM208 262V263H207ZM211 262V263H210ZM132 264V263H131Z\"/></svg>",
    "mask_w": 264,
    "mask_h": 264
},
{
    "label": "bare ground",
    "instance_id": "2",
    "mask_svg": "<svg viewBox=\"0 0 264 264\" xmlns=\"http://www.w3.org/2000/svg\"><path fill=\"white\" fill-rule=\"evenodd\" d=\"M15 1H17V0H15ZM48 1V0H47ZM101 1V0H100ZM104 1V0H103ZM185 1H187V0H185ZM190 1V0H189ZM197 1V0H196ZM196 1H194V2H196ZM219 1H221V0H219ZM227 1H229V3L231 2V0H227ZM233 1V3H234V5H232V6H235L236 4V1L237 0H232ZM247 1V0H246ZM13 2H14V0H13ZM63 2V1H62ZM61 2V3H62ZM72 2V1H71ZM90 2H92V1H90ZM105 2V1H104ZM108 1L106 0V4H108L107 3ZM112 2V1H111ZM110 2V3H111ZM169 2H170V0H169ZM184 2V1H183ZM191 2H192V0H191ZM190 2V3H191ZM221 2H223V4H225L224 6H226V4H228L227 5V7L230 5L228 2L227 3H224V2H226V0H223V1H221ZM241 2H242V0H241ZM240 1H239V3L241 4V6H239V7H237L238 6V1H237V5H236V9H241L240 7H244L248 2H246V4L244 3L245 2V0H244V2H242V3H244V4H242ZM261 3H262V0L260 1ZM263 2H264V0H263ZM55 3V2H54ZM94 3V2H93ZM96 3V2H95ZM154 3V2H153ZM156 3V2H155ZM159 3H161L160 1H159ZM186 4L187 3H189V2H185ZM193 3V2H192ZM18 5V2H14V3H11V5H10V3H9V5L11 6V7H15V6H13V5ZM51 4H52V1H51ZM70 4V3H69ZM106 4L104 3V5L106 6ZM215 4H218V2L217 3H215ZM220 4V3H219ZM259 4V3H258ZM94 5V4H93ZM103 5V6H104ZM109 5V4H108ZM136 5H137V3H136ZM135 5V6H136ZM159 5V4H158ZM188 5V4H187ZM251 5V4H250ZM252 5H254V4H252ZM260 5V4H259ZM258 5V6H259ZM56 6H58V5H56ZM110 6V5H109ZM129 6H130V4H129ZM129 6H127V8L129 7ZM133 6V5H132ZM154 6H156V5H154ZM154 6H153V8H154ZM168 6H170V5H168ZM224 6L222 5L221 7H223V9H226V8H224ZM64 7V6H63ZM89 7V6H88ZM112 7H113V5H112ZM147 7V6H146ZM220 7V6H219ZM230 7H231V5H230ZM246 7H248V6H246ZM251 7V6H250ZM257 7V6H256ZM255 7V8H256ZM261 7V6H260ZM61 9H62V7H60ZM103 8V7H102ZM126 8V7H125ZM139 8V7H138ZM153 8H151L150 9V11L153 9ZM190 8V7H189ZM188 8V9H189ZM229 8V7H228ZM251 8H253V6L251 7ZM86 9V8H85ZM106 9V8H105ZM129 9V8H128ZM159 9H161V8H159ZM159 9H158V11H159ZM261 11H262V9L261 8H259ZM1 10H3V9H1ZM0 10V11H1ZM94 10V9H93ZM96 10V9H95ZM113 10V9H112ZM244 10H245V8H244ZM247 10V9H246ZM245 10V11H246ZM251 10H253V9H251ZM260 10H256V11H259V12H261ZM60 11V10H59ZM106 11V10H105ZM131 11V10H130ZM154 13H150V14H148L149 13V10H148V15H151V16H153V18L151 19V21L152 22H150L149 20L150 19H147V17H146V13H145V15H144V22H142L140 19H143V16H142V18H138L137 17V19H139V20H137V21H134V23H132V24H128V22H125V21H122L121 20V22H120V19L118 20V19H116V20H118L117 22H115L116 24H118L117 25V27H119V29L117 28L116 29V31L114 32V33H112L114 30H109L110 31V33H107V35H103L104 36V40H102L101 41V43H98V42H96V41H89L88 43H90V44H86V45H88V46H92V47H97V52H95V55H94V59H95V61L97 62L96 64V67L98 66H100V68L102 69V68H108V69H112V70H114L115 72H118L119 71V69H121L124 65L126 66L127 64H129L133 59H135V58H133V57H127V59L125 58V60H124V57H125V55H127L128 54V52L129 51H131V50H139V51H142L141 53L143 54V52H144V56L142 57V59L144 58V60L143 61H148L147 63H148V65H146L148 68H150V69H152V68H158L159 66H160V64H162V61H160V59L158 60H155V52L157 51V50H165L166 48H169V47H172L173 45H176V44H172V40H170L169 38L167 39V37H166V41H164V39L163 40H160V38L162 37H159V38H157L156 40L155 39H151V32H152V29L153 28H164L165 26H164V24H163V27H161V25H160V23H158V22H160V20H159V18H158V13H157V9H155V11H154V9L152 10ZM182 11V10H181ZM181 11H180V15H182L181 14ZM235 11H237V10H235ZM239 11V10H238ZM241 11H242V9H241ZM255 11V10H254ZM90 12V11H89ZM88 12V13H89ZM107 12V11H106ZM105 12V13H106ZM178 12V11H177ZM177 12H176V15H177ZM232 12V11H231ZM247 12V11H246ZM43 13V12H42ZM87 13V14H88ZM132 13V12H131ZM131 13H129V14H131ZM142 14L144 13V11L143 12H141ZM171 13H173V12H171ZM170 13V14H171ZM3 14V16H4V13H2ZM21 14V13H20ZM25 14V13H24ZM41 14V13H40ZM92 14V13H91ZM127 14V13H126ZM175 14V13H174ZM174 14H172V16L174 15ZM187 14H188V11H187ZM206 14H207V12H206ZM254 14V13H253ZM257 14V13H256ZM259 14V13H258ZM257 14V15H258ZM263 14H264V11H263ZM17 15V14H16ZM18 15H19V13H18ZM90 15V14H89ZM94 15V14H93ZM92 15V16H93ZM117 15V14H116ZM167 15H169V14H167ZM178 15H179V13H178ZM60 16V15H59ZM64 16V15H63ZM104 16H106V15H104ZM172 16H170V18H172ZM207 16V15H206ZM242 16V15H241ZM5 17V16H4ZM16 17V16H15ZM28 17V16H27ZM26 17V18H27ZM62 17V16H61ZM61 17H59V18H61ZM68 17V16H67ZM84 17V16H83ZM101 17V16H100ZM132 17H134V16H132ZM166 17H168L169 18V16H166ZM174 17H175V15H174ZM181 17V16H180ZM247 17V16H246ZM3 18V17H2ZM18 18V17H17ZM94 18V17H93ZM120 18V17H119ZM121 18H123V20H125V19H127V17H121ZM131 18V17H130ZM167 18V19H168ZM208 18V17H207ZM234 18V17H233ZM11 19V18H10ZM15 19V18H14ZM57 19H58V17H57ZM85 19H87V18H85ZM134 20H135V18H133ZM175 19H177L176 17L174 18V20ZM227 19H229V17L227 18ZM19 19H16V21H18ZM79 21H80V19H78ZM84 20V19H83ZM128 20V19H127ZM132 20V19H131ZM174 20L171 22V21H169L170 23H173L174 22ZM226 20V19H225ZM239 20V19H238ZM8 21V20H7ZM58 21V20H57ZM67 21V20H66ZM70 21H71V19H70ZM85 21V20H84ZM111 21V20H110ZM113 21H114V19H113ZM229 21H233V20H229ZM229 21H225V22H229ZM235 22L237 21V20H234ZM233 21V22H234ZM248 21V20H247ZM10 22H12V21H10ZM26 22H27V19H26ZM41 22V21H40ZM63 22V20L62 21H60V23H62ZM96 22V21H95ZM120 22V23H119ZM125 22V24H123ZM175 22H177V21H175ZM225 22H223L224 23V26L227 24H225ZM234 22V23H235ZM252 22V21H251ZM257 22H258V20H257ZM13 23H15V22H13ZM25 23V22H24ZM24 23H23V25H24ZM28 23V22H27ZM39 23V22H38ZM42 23H44V22H42ZM41 23V24H42ZM78 23V22H77ZM80 23V22H79ZM98 23V22H97ZM104 23H106V22H104ZM115 23H113V24H115ZM127 23V24H126ZM193 23H195V22H191V24H193ZM222 22H218L217 24L219 25V24H221ZM232 22H229V24L228 25H230ZM237 23H239L238 21H237ZM236 23V24H237ZM245 23H247L246 22V20H245ZM173 24H176V23H173ZM172 24V25H173ZM196 24V23H195ZM214 24H216V23H214ZM258 24H259V22H258ZM20 25V24H19ZM35 25V24H34ZM44 25V24H43ZM171 25V24H170ZM213 24H209V27L210 26H212ZM227 25V26H228ZM234 25V24H233ZM7 26V25H6ZM13 26V25H12ZM30 26H31V24H30ZM50 26V25H49ZM56 26V25H55ZM55 26H54V29H55ZM71 26V25H70ZM85 26H86V24H85ZM84 26V28H87L88 27V25L85 27ZM191 26V25H190ZM189 26V27H190ZM192 26H196V25H192ZM220 26V25H219ZM222 26V25H221ZM262 26H263V24H262ZM23 27V26H22ZM29 27V26H28ZM35 27V26H34ZM33 27V28H34ZM47 27V26H46ZM105 27V26H104ZM103 27V28H104ZM171 27V26H170ZM175 27H176V25H173V28L175 29ZM177 27H178V23H177ZM213 28H214V26H212ZM211 27V28H212ZM229 27V26H228ZM237 27V26H236ZM26 28V27H25ZM32 28V29H33ZM60 28H62V26L60 27ZM80 28H81V26H80ZM89 28V27H88ZM92 28V27H91ZM91 28L90 29H88V32L85 30V33L86 34H88V36L91 34L90 32H92V31H90L91 30ZM172 28V27H171ZM194 28V31H195V29L197 28V27H192V29ZM206 28H208V26L206 27ZM222 28V27H221ZM221 28H220V30L219 31H221ZM226 28V30L228 29L227 27H225ZM232 29H233V26L231 27ZM263 28V27H262ZM261 28V29H262ZM30 29V28H29ZM28 29V30H29ZM45 29V28H44ZM51 29V28H50ZM54 29H52V30H54ZM57 29V28H56ZM65 29V28H64ZM82 29V28H81ZM173 29V30H174ZM231 29V30H232ZM264 29V28H263ZM20 30V29H19ZM28 30H26V32L28 31ZM31 30V29H30ZM41 30V29H40ZM43 30V29H42ZM47 30V29H46ZM51 30V31H52ZM58 30V29H57ZM56 30V31H57ZM66 30V29H65ZM67 30H68V28H67ZM83 30V29H82ZM97 30V29H96ZM96 30H94L95 32H96ZM106 30V29H105ZM117 30H120L118 33H117ZM172 29H170L169 28V32L171 31H173ZM182 30V29H181ZM187 30V29H186ZM189 30H191V28H189ZM204 30V29H203ZM208 30H209V28H208ZM210 30H212V29H210ZM218 30V29H217ZM248 30V32H251V28H250V30L249 29H247ZM260 30V29H259ZM11 31H13V30H11ZM16 31H18V30H16ZM33 31V30H32ZM47 31H49V30H47ZM50 31V32H51ZM59 31V30H58ZM62 31V30H61ZM69 31V30H68ZM72 31V30H71ZM107 31H108V29H107ZM202 31V30H201ZM206 31V30H205ZM204 31V32H205ZM212 31H214V29L212 30ZM225 30L223 29V32H224ZM1 32H3V31H1ZM0 32V33H1ZM31 32V31H30ZM44 32H46V31H44ZM49 32V33H50ZM64 32H66V31H64ZM70 32V31H69ZM180 32V36H178L179 38L178 39H180V43H179V46H178V49L181 51V53L184 55V56H186V55H190L189 54V52L190 51H192V49H194V48H198V46H199V41L197 40V38L196 37H191L190 39L191 40H189L188 38H186L185 36H184V34H185V32H187L188 33V30L187 31H179ZM178 32V33H179ZM184 32V33H183ZM248 32H246V33H248ZM259 32H261V31H257L255 34H258ZM264 32V31H263ZM263 32H262V34L261 35H263ZM12 33V32H11ZM52 33V32H51ZM61 33V32H60ZM81 33V32H80ZM101 33V32H100ZM159 33V32H158ZM176 32H174L172 35L175 37V35H177V34H175ZM198 33V32H197ZM196 33V35H199V34H197ZM203 33V32H202ZM202 33H200V34H202ZM209 33H210V37H214V36H211V32L209 31L208 32V35H209ZM225 33V32H224ZM253 33V32H252ZM8 34V33H7ZM28 34H29V32H28ZM33 33L31 32V35H32ZM40 33H37L36 34V36H38ZM64 34V33H63ZM79 34V33H78ZM77 34V35H78ZM96 34V33H95ZM102 34H104V33H102ZM166 33H164V35H165ZM206 35L207 33H203V35ZM239 34V33H238ZM244 34H245V32H244ZM244 34H242V35H244ZM3 35V34H2ZM1 35V36H2ZM9 35H10V33H9ZM8 35V36H9ZM30 35V36H31ZM54 35V34H53ZM66 35V34H65ZM76 35V34H75ZM82 35V34H81ZM170 35V34H169ZM171 35V36H172ZM188 35V34H187ZM208 35H206V36H208ZM251 35V34H250ZM259 35H260V33H259ZM260 35V36H261ZM0 36V37H1ZM19 36V35H18ZM28 36V35H27ZM26 36V37H27ZM30 36H29V38H30ZM34 36V35H33ZM41 36V35H40ZM57 36H60L59 34L57 35ZM67 36V35H66ZM70 36V35H69ZM92 36V35H91ZM90 36V37H91ZM95 36V35H94ZM165 36H168V34H166ZM245 36V35H244ZM259 36V37H260ZM39 37V36H38ZM41 37H43V36H41ZM48 37V36H47ZM76 37V36H75ZM81 37H83V36H81ZM81 37H79V38H81ZM164 37V36H163ZM169 37V36H168ZM197 37H199V36H197ZM201 37V36H200ZM199 37V38H200ZM243 37V36H242ZM241 37V40L243 39ZM246 37L248 38V37H250L248 34H246ZM255 38H254V40L253 41H257L258 40V42H260L261 41V37L258 39L257 38V35L256 36H254ZM263 38H264V35L262 36ZM13 38V37H12ZM20 38V37H19ZM34 38V37H33ZM71 38V37H70ZM74 38V37H73ZM77 38H78V36H77ZM171 38V37H170ZM207 38H209V37H207ZM215 38V37H214ZM217 38H218V35H217ZM240 38V37H239ZM247 38H245L246 40L245 41H247ZM251 38H252V36L248 39V42H242L243 43V46L244 47H246L248 44L247 43H249V41H250V43H251ZM256 38H257V40H256ZM262 38V40L264 41V39ZM16 39V38H15ZM26 39V38H25ZM48 38H46L45 37V39H44V41H46ZM50 39H52V37L51 38H49V40ZM54 39V38H53ZM75 39V38H74ZM172 39V38H171ZM200 39H202V38H200ZM203 39H206V38H203ZM6 40H8V39H6ZM10 40V39H9ZM24 40V39H23ZM63 40V44L62 45H64L65 46V43H67V42H64V39H62ZM68 40V39H67ZM66 40V41H67ZM93 40H95V38L93 39ZM240 41V39H237V41ZM260 40V41H259ZM58 41H60V43H61V38L58 40ZM74 40L72 39V41L71 42H73ZM198 41V42H197ZM215 41H216V39H215ZM236 41V40H235ZM235 41H232L234 44L236 43ZM253 41H252V44H253ZM9 42H12V39L9 41ZM26 42V41H25ZM32 42V41H31ZM40 42V41H39ZM38 42V43H39ZM70 42V43H71ZM217 42V41H216ZM216 42H215V44H216ZM232 42H231V44H232ZM262 42V41H261ZM5 43H7V42H5ZM36 44H37V41L35 42ZM52 43H53V41H52ZM75 43H77V45L78 44H80V46L79 47H77V45L75 44ZM74 44H73V46H72V48H70V49H72V51L73 50H77L78 48H80V47H83V48H80L81 50L80 51H82V50H84L85 49V43H84V41L82 42V43H78V42H75ZM218 43H220L222 46H224L223 44H225V43H221V42H219L218 41ZM238 43V42H237ZM236 43V44H237ZM240 43V42H239ZM255 43V42H254ZM264 43V42H263ZM2 44V43H1ZM11 44V43H10ZM84 44V45H83ZM201 44V43H200ZM234 44H233V49H237L238 47V49H241L240 48V44L237 46H234ZM261 44V43H260ZM259 44V45H260ZM3 45V44H2ZM9 45V44H8ZM7 45V46H8ZM14 45V44H13ZM28 46H30L29 44H27ZM69 45V44H68ZM213 45V44H212ZM211 45V46H212ZM242 45V44H241ZM251 45V44H250ZM254 45V44H253ZM264 45V44H263ZM9 46H11V45H9ZM33 46V45H32ZM52 46V45H51ZM53 46H55V48L59 51H61V45L60 44H58V42L57 43H55V44H53ZM217 46V44L216 45H213L212 47L213 48H215V47ZM249 46V45H248ZM256 46H258V45H256ZM256 46H254V47H256ZM40 47V46H39ZM44 47V46H43ZM68 47V46H67ZM237 47V48H236ZM259 47V46H258ZM258 47L256 48V49H258ZM66 48V47H65ZM75 48H77V49H75ZM230 48V47H229ZM260 50H262L263 48H264V46H262V44H261V46H260ZM62 49H64V48H62ZM219 49V51H220V47L219 48H216L215 49V51L216 50H218ZM246 49H247V47H246ZM249 49H253L252 48V45H251V48H249ZM255 49V48H254ZM10 50H12L11 48H10ZM86 50V49H85ZM174 50V49H173ZM172 50V52L170 51V52H168V53H172V56L174 55V51L176 52V50H174L173 51ZM178 50V51H179ZM195 50V49H194ZM202 50V49H201ZM208 49H206V52H208L209 51V53H211V51H210V49L207 51ZM211 50H213L212 48H211ZM228 50V49H227ZM229 50H232V47L229 49ZM260 50H258V51H260ZM264 50V49H263ZM43 51V50H42ZM45 51V50H44ZM52 51V50H51ZM60 51H59V53H60ZM90 51V50H89ZM203 51H205V50H202L201 52V54H205V55H207L205 52L203 53ZM221 51H222V49H221ZM220 51V52H221ZM246 51H248V50H246ZM54 52V51H53ZM87 52V51H86ZM86 52H84L83 51V54L84 53H86ZM197 52H199L200 53V50L199 51H197ZM196 52V53H197ZM220 52H215V54H218V53H220ZM252 52V51H251ZM250 52V55H253L254 53V56L256 55V51H253V53H251ZM0 53H1V50H0ZM5 53V52H4ZM35 53V52H34ZM55 53V52H54ZM53 53V54H54ZM58 53V52H57ZM56 53V54H57ZM167 53V54H168ZM198 53V54H199ZM212 53H213V51H212ZM258 53H261L262 54V51L261 52H258ZM257 53V54H258ZM47 54H49V53H47ZM68 54V53H67ZM72 54V53H71ZM82 54V53H81ZM193 54H195V53H193ZM192 54V56H195V55H193ZM200 54V55H201ZM221 54V53H220ZM234 54H236V53H234ZM241 54V53H240ZM9 55V54H8ZM40 55V54H39ZM45 55V54H44ZM74 55V54H73ZM77 56H78V54H76ZM137 56H136V58L138 59L141 55H139V54H136ZM138 55H139V57H138ZM180 55V54H179ZM197 55V54H196ZM209 55V54H208ZM207 55V56H208ZM214 55V54H213ZM212 55V56H213ZM260 55V54H259ZM24 56H26V55H24ZM23 56V54H22V57H24ZM36 56V55H35ZM46 56H48V55H46ZM56 56H59V58H57L54 62L52 61V60H50V61H52V63H54V69H55V72L56 71H58L59 70V64H60V62H63V61H61L60 60V54H58V55H56ZM66 56V55H65ZM81 55H79V57H77V58H81L82 59V57H80ZM191 56V55H190ZM197 56H199V55H197ZM253 56V57H254ZM10 57V56H9ZM16 57V56H15ZM43 57V56H42ZM69 57H71L70 55H69ZM84 57H86V56H84ZM203 57V56H202ZM214 57H215V55H214ZM258 57V56H257ZM257 57H255V58H257ZM5 58V57H4ZM3 58V59H4ZM19 58H20V56H19ZM41 58V57H40ZM53 58V57H52ZM56 58V57H55ZM68 58V57H67ZM73 58V57H72ZM74 58H75V56H74ZM131 58H133V59H131ZM185 58H188L187 56L185 57ZM190 58V57H189ZM11 59V58H10ZM15 59V58H14ZM13 59V60H14ZM27 59V58H26ZM33 59H34V57H33ZM42 59V58H41ZM51 59V58H50ZM64 59V58H63ZM66 59V58H65ZM91 61H94V59L91 57ZM165 59H167L166 57H165ZM17 60V59H16ZM28 60H29V58H28ZM31 60H32V58H31ZM67 60V59H66ZM88 59H86L85 61L88 63V61H90V58H89V60L87 61ZM6 61V60H5ZM12 61V60H11ZM37 61V60H36ZM36 61H35V63H36ZM49 61V62H50ZM71 61H74V60H71ZM80 60H78V61H75V64H74V66H77L80 62H79ZM264 61V60H263ZM32 62H34V61H32ZM79 62V63H78ZM85 62V63H86ZM9 63V62H8ZM71 63V62H70ZM70 63H68L69 65H70ZM74 63V62H73ZM76 63H77V65H76ZM178 63V62H177ZM189 63H192V62H189ZM29 62L28 61H26V62H24L23 63V65H22V67H27V66H29ZM61 64H63V63H61ZM67 64V65H68ZM95 65V64H92V62L91 63H89L88 65ZM99 64V65H98ZM132 64V63H131ZM194 64H196V63H194ZM38 65V64H37ZM87 65V66H88ZM175 65H176V63H175ZM238 65V63H236V66ZM241 65V64H240ZM21 66V65H20ZM40 66V65H39ZM61 66V65H60ZM129 66V65H128ZM145 66V67H146ZM199 66V65H198ZM198 66H196V65H194L193 66V63L191 64V68L192 69H194V68H196V67H198ZM203 66H205V65H203ZM202 65H200L199 66V68H200V70L202 69V67H203ZM258 66H261V64L260 65H258ZM258 66L257 67H255V66H253L252 68H258ZM262 66L264 67V62H262ZM261 66V67H262ZM19 67V66H18ZM22 67H20V68H22ZM24 67V68H25ZM34 67H36L35 66V64H34ZM41 67V66H40ZM69 67V66H68ZM83 68L81 69V71H83L84 72V69H87V68H84V66H82ZM97 67V69H99ZM127 67V66H126ZM134 67V66H133ZM194 67V68H193ZM205 67H207V66H205ZM213 67V66H212ZM211 67V68H212ZM235 67V66H234ZM237 67H239V65L237 66ZM236 67V68H237ZM241 67H243L242 65L239 67V69H236V71L238 70V72L240 71V73H242V71H243V69H241ZM261 67L260 68H258V69H256V72L258 73V71H259V73L256 75V79L254 78H252L253 79V81L250 79H248L249 80V82H248V80H246V81H244L242 78H236V77H232V75H234V74H237V73H234V74H231V72H229L228 74H231V75H229V76H231L230 77V79L231 80H229V79H227L228 80V82H227V80H226V78H223V77H221L220 75H218L217 77V80H213V78H214V74H212V76H213V78H212V76L209 78H207L208 79V81H209V79H211L212 81L211 82H214L215 83V81H217V82H219V85L218 86H220V87H218L217 86V89L218 88H221L222 89V87L223 86H221L222 84L223 85H225L226 84V82H227V84L229 83V81H230V83H231V81L233 82V80L232 79H234V80H236V82H237V80H239L240 81V79H241V81H244V84L246 85L247 84V82L250 84V83H252V82H254V81H261V80H263V83H264V68L263 69H261ZM5 69H6V67H4ZM3 68V69H4ZM19 68V69H20ZM24 68H23V70H24ZM37 68V67H36ZM50 68H52V67H50ZM91 68H93V67H90L89 69H91ZM129 69H130V66L128 67ZM170 68V67H169ZM168 68V69H169ZM181 68H183V67H181ZM199 68L197 69V70H199ZM204 68V67H203ZM38 69H40V68H38ZM38 69H37V71H38ZM132 69H135V68H132ZM168 69H166V70H168ZM171 70H172V68H170ZM169 69V70H170ZM188 69H189V67H188ZM206 69V68H205ZM213 69V68H212ZM235 69H232V71L234 70L235 71ZM15 70V69H14ZM28 70H29V67H28ZM71 70V69H70ZM78 70H79V68H78ZM95 69H91L90 71L89 70H87V71H89V72H91V71H94ZM105 70V69H104ZM195 70V69H194ZM217 70V69H216ZM221 70V69H220ZM258 70V71H257ZM7 71V70H6ZM9 71V70H8ZM30 71V70H29ZM40 71V70H39ZM38 71V72H39ZM48 71H49V69H48ZM67 71V70H66ZM74 71H76V69L74 70ZM74 71H72L71 72V74L74 72ZM86 71V70H85ZM100 71H102V70H100ZM125 71V70H124ZM123 71V72H124ZM231 71V70H230ZM233 71V72H234ZM235 71V72H236ZM246 71V70H245ZM251 71H252V69H251ZM255 71V70H254ZM18 72V71H17ZM45 72V71H44ZM54 72V73H55ZM147 72H148V69H147ZM248 72H250L249 70H248ZM247 72V73H248ZM6 73H8V72H6ZM14 73H16V70H15V72ZM13 73V74H14ZM35 73V72H34ZM48 73V72H47ZM47 73L45 74V76L47 75ZM75 73V72H74ZM78 73V72H77ZM85 73V72H84ZM88 73V72H87ZM92 73V72H91ZM125 73V72H124ZM239 73V74H240ZM250 73H252V72H250ZM33 74V73H32ZM62 74V73H61ZM76 74V73H75ZM90 74V73H89ZM117 74V73H116ZM172 74V73H171ZM228 74H226V75H228ZM238 74V75H239ZM246 74V73H245ZM1 75V74H0ZM37 75V74H36ZM40 75H41V72H40ZM42 75H43V72H42ZM53 75V74H52ZM52 75H50V76H52ZM60 75V74H59ZM68 75V74H67ZM77 75V74H76ZM81 75V74H80ZM80 75H78L77 76V80L80 82V83H78V81H76L78 84V87H77V91H76V94H75V96H77V95H80V96H77V98L79 97V99H81L82 100V103L84 102V101H86L85 100V96H84V94L83 93H85L86 92V89H87V91L89 90L88 88H90V85H87V83H86V81L85 80H83V78L84 77H82V76H80ZM83 75V74H82ZM97 75H99V74H97ZM114 75V74H113ZM119 75V74H118ZM125 75H127V74H125ZM125 75H123V76H125ZM159 75V74H158ZM237 75V76H238ZM33 76V75H32ZM56 76V75H55ZM84 76V75H83ZM104 76H108V74L107 75H104ZM120 76H122V75H120ZM160 76L162 77V76H164V80H165V75H161L160 74ZM160 76H157V78L159 77L160 78ZM221 77V79H220V77ZM236 76V75H235ZM34 77V76H33ZM53 78H54V76H52ZM88 77V76H87ZM102 77V76H101ZM101 77H99V78H101ZM129 77H131V75L129 76ZM12 78V77H11ZM37 78H38V76H37ZM60 78V77H59ZM63 78V77H62ZM103 78V77H102ZM114 78H117V77H114ZM119 78V77H118ZM236 78V79H235ZM43 79H45V78H43ZM48 79V78H47ZM70 79V78H69ZM74 79L76 80V76L74 77ZM74 79H72V81H74ZM94 79V78H93ZM104 79V78H103ZM109 79H110V77H109ZM113 79V78H112ZM170 79H175V81H176V77H171ZM170 79H168L166 82H167V84H166V82H165V85H169L168 83H172V81L170 82ZM206 79V78H205ZM207 79L205 80V82H204V79L202 80L203 82H201V81H198L199 80V78L195 81V83H194V85H197V81H198V83L199 82H201L202 84H200L199 83V86L200 85H202L203 87V89L204 90H206L208 87H206V88H204V86L206 85V84H203V83H207ZM214 79H216V76H215V78ZM220 79V80H219ZM222 79H224L223 81L225 82V84L222 82ZM55 80V79H54ZM64 80V79H63ZM91 80V79H90ZM104 80H106V79H104ZM116 80V79H115ZM120 79H118V81H119ZM219 80V81H218ZM7 81H9V80H7ZM6 81V82H7ZM21 81V83H20V85H16L15 83V86L13 87V92H14V95H15V97L17 98H19V95H18V91H19V89L21 88L22 90H27L28 89V91H33V88H32V86L31 85H33V84H30L29 85V83H27V82H25L24 83V81L23 80H20ZM39 81V80H38ZM52 81V83H53V80H51ZM60 81V80H59ZM58 81V82H59ZM71 81V80H70ZM84 81V82H83ZM107 81H108V79H107ZM107 81L106 82H104V83H107ZM123 81V80H122ZM126 81V80H125ZM135 81V80H134ZM155 81V80H154ZM174 81V80H173ZM250 81H252V82H250ZM5 82V83H6ZM36 82V81H35ZM57 82V83H58ZM67 82V81H66ZM65 82V83H66ZM69 82V81H68ZM75 82V81H74ZM98 82H100V81H98ZM101 82H102V80H101ZM121 82V81H120ZM130 82V81H129ZM128 82V83H129ZM210 82V83H211ZM220 82L222 83L221 85H220ZM246 82V83H245ZM7 83H9V82H7ZM44 83V82H43ZM47 83V82H46ZM52 83H51V85L50 86H52ZM60 83H61V81H60ZM93 83H95L94 82V80H93ZM146 83V82H145ZM151 83V82H150ZM155 83V82H154ZM229 83V84H230ZM234 83V82H233ZM243 82H241V84H242ZM255 83V82H254ZM253 83V84H254ZM262 83V87H264V84ZM36 84H37V82H36ZM69 84V83H68ZM71 84V83H70ZM103 84V83H102ZM126 84V83H125ZM125 84H123V85H125ZM135 85H136V83H134ZM143 84V83H142ZM183 84V83H182ZM192 84V83H191ZM216 84V83H215ZM215 84H213L212 83V85H214L215 86ZM249 84H247L249 87H250V85ZM252 84V85H253ZM6 85V84H5ZM48 85V84H47ZM57 85V84H56ZM55 85V86H56ZM61 85H63L62 83H61ZM67 85V84H66ZM76 85V86H77ZM120 85V84H119ZM132 85V84H131ZM147 85H148V87L149 86H151V85H153L152 87H154V85L155 84H153V81H152V83L151 84H149V83H147ZM175 85V84H174ZM208 85H210V84H208ZM211 85V86H212ZM245 85H243V86H241V87H244V88H242V91L244 90V91H247V89L245 88ZM251 85V86H252ZM3 86V85H2ZM37 86V85H36ZM36 86H33L34 87V90H35V93H36V90H37V88H38V95H39V101H38V96H37V101L38 102H36V103H30V105L28 104V107H29V109H30V107H31V110H29L28 112H26V113H23V111L21 110V109H19L20 107L18 106V104L13 100V102L11 103V104H8V103H6L5 104V107H7L8 106V108H10L9 106L10 105H16L17 107H18V109H19V112L16 114V119H18V121H17V125L18 126H21L22 127V129H26L25 131H27L28 132V130L29 131H32V129L33 128H35L34 130H35V132L36 131H49L50 129L52 130V135H51V140L53 141L52 142V145H51V148L50 149H48L47 151H45L44 152V154L43 155H40L41 153H38V150H37V152L35 153V151L34 150H32L31 151V153H34V154H29V153H26V152H24L23 153V160H22V162L21 163H23L22 165H20L19 166V171H17L18 172V175H17V179L16 180H20L21 181V183H23V184H27V185H30V186H32L31 188H30V194H32V195H30V194H28L29 196H30V198H31V196H33L32 198L33 199H31V202L30 203H27V204H29L30 206H32L33 208H34V211H35V213L36 214H38V215H40L39 216V218H40V220H41V222H45L46 221V219H50L52 216H54L55 215V217H58V216H60L62 219H64V221L68 224L69 223V228L68 229H70L71 231H74V233L76 232L77 233V230H79V229H86L87 228V226L88 225H90V226H96V227H101L102 228V225L103 224H105L107 221H108V223H109V216H107V215H105L110 209H108V210H106V213L104 212L105 210H103L100 206H97L98 205V202H97V204L95 205V204H92L90 201H88V199H87V190H86V186H83V183H84V181L87 179V177L88 178H91V179H95V177H98V176H95V175H93V173H97V174H100V172L103 170L104 172H106L105 170H104V168L107 166V164L108 163H110L111 162V159L112 158H116V156H117V154H120V153H118V151L120 150V151H122L124 154L123 155H118L119 157H124V158H134V157H141V158H143L144 160H146V162H148V163H150V164H152L151 166L152 167H154V168H159V169H164L165 168V166L168 168V166H170L171 167V165L170 164H168L169 163V159H171V158H169L168 159V156L170 155V153H169V155L167 156V154L165 153L166 152V150L168 149V151H172V150H175L176 148H177V146H179L180 145V143L178 142V141H176V139L175 140H173L172 141V148L170 149L169 147H168V145L166 144V148L167 149H165V144H164V140H163V138L161 137V136H159L158 134H156L157 136H154V137H151L152 135H151V132H150V135L149 136H144L145 138H143L141 135H138V133L137 132H139V131H137L136 129H133V130H130L131 132H130V134H129V136L128 135H126V138H127V140H125L122 144H121V147H120V145H119V141H118V139L116 138V137H118L119 135H115L116 137L114 138V137H110V136H108L109 138L107 139V137H106V139L102 136V132H100L101 134H98V135H96V134H91V135H89V136H87L85 133V137L83 136L82 137V135H80L79 137H77V135L76 136H72L69 132H70V130L73 128L72 127V125H73V123H72V121L74 120L72 117H71V115H69L68 113H66V112H64L63 114H61L62 113V108H63V105L64 104H66L65 103V98L63 97V100H61V98H59L58 100H57V102L58 103H60L61 102V104L59 105V104H57V103H54L53 104V99H55V98H53V99H50L49 97H50V93H49V89L47 88V87H45V86H43V85H38V87H36ZM60 86V85H59ZM75 86V87H76ZM91 86H92V84H91ZM98 86H99V84H98ZM97 86V87H98ZM101 86V85H100ZM99 86V87H100ZM108 86H110V85H108ZM107 85H106V87H108ZM121 86V85H120ZM126 86V85H125ZM142 86V85H141ZM156 86V85H155ZM183 86H185V83L183 84ZM193 86V85H192ZM207 86V85H206ZM213 86V87H214ZM8 87V86H7ZM57 87H58V85H57ZM65 87V86H64ZM68 87V86H67ZM75 87H73L74 89H75ZM114 87V86H113ZM128 87H130V86H127V88ZM135 87V86H134ZM147 86H145V88H146ZM148 87L146 88V90H144V91H146V92H150L151 90H149L148 89ZM159 87V86H158ZM157 87V89H161L160 87L158 88ZM162 87V86H161ZM196 87V86H195ZM247 87V86H246ZM62 88V87H61ZM109 88H111V87H109ZM109 88H108V90H109ZM131 88H132V86H131ZM136 88V87H135ZM156 88V87H155ZM163 88V87H162ZM216 88V87H215ZM214 88V89H215ZM1 89H3L4 90V88H1ZM20 89V90H21ZM55 89H59V88H55ZM94 89V88H93ZM132 89H134V88H132ZM153 89V88H152ZM201 89V88H200ZM62 90H64V89H62ZM61 90V91H62ZM70 89H68L67 91H69ZM107 90V91H108ZM199 90V89H198ZM209 90V89H208ZM238 90V89H237ZM236 90V91H237ZM240 90V89H239ZM249 90V89H248ZM53 91V90H52ZM57 91V90H56ZM71 91V90H70ZM130 91H132V90H130ZM224 91H225V89H224ZM223 91V92H224ZM1 92H3V91H1ZM30 92V93H31ZM125 92H127L128 93V90L127 91H125ZM156 92H158V91H156ZM159 92H160V90H159ZM29 93V94H30ZM62 93V92H61ZM92 93V92H91ZM100 93V92H99ZM103 93V92H102ZM101 93V94H102ZM34 94V93H33ZM51 94H52V92H51ZM83 95V99H82V95ZM94 94H96L97 95V92L96 93H94ZM104 94H105V91H104ZM107 94V93H106ZM105 94V95H106ZM120 94V93H119ZM147 94V93H146ZM155 94H157V93H155ZM160 94V93H159ZM53 95V94H52ZM51 95V96H52ZM57 95V94H56ZM87 95V94H86ZM103 95V94H102ZM125 95V94H124ZM129 95V94H128ZM68 96V95H67ZM88 96H90V94L88 95ZM117 96V95H116ZM134 96L135 95H133V97H132V99L134 98ZM144 96V95H143ZM156 96V95H155ZM160 95H158L157 97H159ZM9 97H10V94H9ZM55 97V96H54ZM130 97V96H129ZM145 97V96H144ZM191 97V96H190ZM190 97H188L189 98V100H191V99H193V100H191L192 102H187V106H188V103H189V106L187 107V110L186 111H188V109L189 110H194L193 112L195 113V115L202 121V120H204V122H209V120L211 121V120H219L218 119V117H217V115H216V113H213L214 112V106L216 105L217 106V108L218 109H220L221 108V106H222V102H221V98H219V94H218V96H211V100L210 101H212L210 104H204V103H201V102H198V100H194V97H192V98H190ZM200 97V96H199ZM198 97V99H200ZM118 98V97H117ZM128 98V97H127ZM187 98V97H186ZM76 99V98H75ZM107 99H109V98H107ZM113 99V98H112ZM138 99V98H137ZM142 99H143V97H142ZM141 99V100H142ZM151 99V98H150ZM169 99V98H168ZM213 99L215 100V102H214V104H213ZM3 100V99H2ZM4 100H6V99H4ZM81 100H80V102H81ZM151 100H154V99H151ZM169 100H171V99H169ZM252 100V99H251ZM67 101V100H66ZM68 101H69V98H68ZM104 101H105V98H104ZM126 102V99L125 100H123V102ZM147 101V100H146ZM160 101L162 102V99L160 98ZM193 101H196V102H193ZM241 101V102H240ZM239 101V105H238V107H239V109H240V106L241 105H243V106H241V108L242 107H244V104L242 103V101L243 100H240ZM2 102V101H1ZM0 102V103H1ZM79 102V103H80ZM95 103H96V101H94ZM129 102H131V100L129 101ZM139 102V101H138ZM143 102H145V100L143 101ZM150 102V101H149ZM164 102H166V101H163V103L162 104H165ZM168 102V101H167ZM221 102V103H220ZM69 103V102H68ZM98 103V102H97ZM109 103V102H108ZM112 103V102H111ZM159 103V102H158ZM234 103H236V102H233V104ZM242 103V104H241ZM73 104V107L75 106V104L74 103H72ZM126 104V103H125ZM142 104H144V103H142ZM145 104H146V102H145ZM151 104H154L153 102L151 103ZM201 104H203L204 106H205V108H204V106L202 107V105ZM124 105V104H123ZM141 105V104H140ZM214 105V106H213ZM66 106H68V105H66ZM65 105H64V107H66ZM139 106V105H138ZM150 106V105H149ZM156 106V105H155ZM159 106H160V103H159ZM166 106V105H165ZM25 107V106H24ZM72 107V108H73ZM84 107V106H83ZM97 107H98V105H97ZM148 107V106H147ZM185 107H186V105H185ZM184 107V108H185ZM189 107H191V108H189ZM237 107V106H236ZM235 107V108H236ZM237 107V108H238ZM245 107H247V106H245ZM244 107V108H245ZM69 108H71V107H69ZM95 108H96V106H95ZM127 108H131V107H127ZM151 108H152V106H151ZM161 108V107H160ZM183 108V109H184ZM233 108V107H232ZM231 108V109H232ZM236 108V109H237ZM60 110V112H59V110ZM83 109V108H82ZM132 109V108H131ZM155 109V108H154ZM156 109H158V108H156ZM162 109H164L163 107H162ZM236 109H234L235 111H236ZM243 109V108H242ZM75 110H77V109H75ZM175 110V109H174ZM174 110H171V112L172 111H174ZM178 110V109H177ZM184 110V111H185ZM233 110V109H232ZM234 110L232 111V112H234ZM72 111V110H71ZM82 111V110H81ZM84 111H85V109H84ZM170 111V110H169ZM176 111V110H175ZM174 111V112H175ZM230 111V110H229ZM229 111H228V113H229ZM70 112V111H69ZM75 112V111H74ZM167 112V114H170V112H168V110L166 111ZM165 112V113H166ZM231 112V111H230ZM84 113V112H83ZM82 113V114H83ZM89 113V112H88ZM132 113V112H131ZM165 113H164V115H165ZM211 113H213L211 116H210V114ZM0 114H1V112H0ZM123 114V113H122ZM124 114H126V111L124 112ZM128 114V113H127ZM146 114V113H145ZM149 114V113H148ZM243 114V113H242ZM263 114H264V112H263ZM72 115H73V113H72ZM79 115V114H78ZM118 115H120V114H118ZM131 115V114H130ZM150 115V114H149ZM261 115H262V113H261ZM75 116H77V115H75ZM74 116V117H75ZM80 116H81V114H80ZM102 116V115H101ZM100 116V117H101ZM132 116V115H131ZM136 116V115H135ZM145 116V115H144ZM148 116V115H147ZM174 116V115H173ZM180 115H178L176 118H178ZM216 116V117H215ZM250 116H252V115H250ZM249 116V117H250ZM263 116V115H262ZM78 117V116H77ZM91 117V116H90ZM103 117V116H102ZM121 117V116H120ZM123 117V120L125 119L124 117H125V115L124 116H122ZM134 117V116H133ZM132 117V118H133ZM153 117H155V116H153ZM29 118V124H31V125H27V123L25 122V121H27V119ZM83 118V117H82ZM98 118H99V116H98ZM116 118V117H115ZM132 118L131 119H129V120H131L132 121ZM145 118H146V116H145ZM152 118V117H151ZM168 118V117H167ZM181 118V117H180ZM179 118V119H180ZM230 118V117H229ZM245 117H243L242 119L245 121L246 119H248V120H250V118H246V119H244ZM15 119V118H14ZM76 119V118H75ZM96 119V118H95ZM137 119V118H136ZM166 119V118H165ZM170 119H171V116H170ZM188 119L189 118H187V119H185V120H187L188 121ZM263 119H264V116H263ZM89 120V119H88ZM88 120H86V121H88ZM94 120V119H93ZM104 120H106L107 121V119H104ZM121 120V119H120ZM128 120V119H127ZM138 120H139V118H138ZM154 120H155V118H154ZM164 120V119H163ZM177 120L178 119H176V122H177ZM183 120V119H182ZM185 120H183L184 122H185ZM61 121H62V123H61ZM76 121V120H75ZM100 121H102V120H100ZM112 121V120H111ZM116 121V120H115ZM122 121V120H121ZM140 121V120H139ZM138 121V122H139ZM235 121V120H234ZM244 121H243V123H244ZM99 122V121H98ZM104 122V121H103ZM102 122V123H103ZM116 122H118V121H116ZM138 122H134V123H138ZM153 122H155V121H153ZM152 122V123H153ZM163 122V121H162ZM171 122V121H170ZM181 122V121H180ZM240 122H241V124H243L242 123V120L240 119ZM247 122V121H246ZM13 123V122H12ZM80 123H83V122H79V126L81 127V125H80ZM91 123V122H90ZM100 123V122H99ZM113 123V122H112ZM124 123V122H123ZM122 123V124H123ZM133 123V124H134ZM164 123V122H163ZM162 123V124H163ZM166 123H167V121H166ZM165 123V124H166ZM239 123V122H238ZM264 123V122H263ZM263 123H262V125H263ZM101 124V123H100ZM104 124V123H103ZM108 124H110L111 125V123H108ZM115 124V126H117L118 124H119V122L116 124V123H114ZM121 124V126H120V129H122V130H125V128H126V126L125 125H122ZM141 124V123H140ZM178 124V123H177ZM177 124H174V125H177ZM182 124H187L186 122L185 123H182ZM224 124V123H223ZM244 124H249V123H244ZM15 125V124H14ZM86 125H87V123H86ZM85 125V123H84V125L82 126V128L84 127V126H86ZM95 125H99V124H95ZM102 125V124H101ZM100 125V126H101ZM106 125V124H105ZM104 125V126H105ZM113 125V124H112ZM127 125H129V124H127ZM143 125V123L141 124V126ZM148 125H150V124H148ZM200 125H201V123H200ZM216 125H217V123H216ZM222 125V124H221ZM221 125L219 126V127H221ZM3 126H4V124L3 123H0V130H2V128H3ZM11 126V125H10ZM10 126H8V127H10ZM74 126H76V125H74ZM88 126V125H87ZM108 126V125H107ZM106 126V127H107ZM114 126V125H113ZM130 126H131V124H130ZM136 126V125H135ZM162 126V125H161ZM164 126H166V125H164ZM169 126V125H168ZM182 126V125H181ZM180 126V127H181ZM247 126V125H246ZM246 126H242L241 128H243V127H246ZM91 126H89V128H90ZM93 127H95V126H93ZM108 127H110V126H108ZM163 127V126H162ZM167 127V126H166ZM177 127V126H176ZM179 127V126H178ZM179 127V128H180ZM208 127V126H207ZM253 127V126H252ZM32 128V129H31ZM85 128V127H84ZM96 128V127H95ZM111 128H112V126H111ZM111 128H110V130H111ZM118 128V127H117ZM158 128V127H157ZM178 128V129H179ZM182 128V127H181ZM235 128V127H234ZM248 128V127H247ZM258 128V127H257ZM257 128H255V126H254V128L253 129H257ZM263 128H264V126H263ZM6 129H7V127H6ZM80 129V128H79ZM85 129H87V127L85 128ZM105 129H107V128H105ZM128 129H130V127L128 128ZM140 129V128H139ZM138 129V130H139ZM151 129V128H150ZM149 129V130H150ZM164 129V128H163ZM169 129V128H168ZM175 129V128H174ZM183 129V128H182ZM201 129V128H200ZM253 129H251V130H253ZM5 130V129H4ZM12 129H10V128H8V131L7 132H9V131H11ZM14 130V129H13ZM73 130L75 131V130H78L77 129V127H75V128H73ZM88 131V133H89V129H87ZM92 130H94V128L92 129ZM97 130H98V128L95 130V132L96 133H98L97 132ZM113 130H116V127H115V129H113ZM127 130V129H126ZM152 130V129H151ZM170 130V129H169ZM177 130V129H176ZM195 130V129H194ZM69 131V132H68ZM108 131V130H107ZM107 131H105V132H107ZM144 131V130H143ZM145 131H147V129L145 130ZM144 131V132H145ZM161 131H162V129H161ZM165 131V130H164ZM171 131V130H170ZM183 131V130H182ZM199 131V130H198ZM212 131V130H211ZM241 131V130H240ZM1 132V131H0ZM77 132V131H76ZM86 132V131H85ZM109 132V131H108ZM119 132L121 133V131H118L117 133L119 134ZM124 132V131H123ZM153 132H155L154 130H153ZM186 132V131H185ZM184 132V133H185ZM188 132V131H187ZM214 132V131H213ZM79 133V132H78ZM92 133V132H91ZM128 133V132H127ZM161 133V132H160ZM173 133V132H172ZM172 133H170V134H172ZM260 133V132H259ZM262 133V132H261ZM260 133V134H261ZM1 134V133H0ZM44 134V133H43ZM83 134V135H84ZM113 134H116V132L114 133L113 132ZM113 134H111L110 133V135H113ZM140 134H142V133H140ZM149 134V133H148ZM169 134V133H168ZM258 134V133H257ZM41 135V134H40ZM124 135V134H123ZM136 135V136H135ZM167 135V134H166ZM181 135H182V132H181ZM188 135V134H187ZM205 136H206V134H204ZM262 135H264L263 133H262ZM49 136V135H48ZM47 136V137H48ZM121 136V135H120ZM119 136V137H120ZM125 136V135H124ZM168 136V135H167ZM175 136V135H174ZM185 136V135H184ZM193 136H194V138H195V135L193 134ZM192 136V133H191V135H190V137H193ZM221 136H222V134H221ZM220 136V137H221ZM224 136V135H223ZM222 136V137H223ZM258 136V135H257ZM261 136V135H260ZM8 137V136H7ZM24 137V136H23ZM47 137L45 138V140L47 139ZM217 137V136H216ZM122 138H124V137H122ZM168 138V137H167ZM172 138H173V136H172ZM171 138V139H172ZM175 138V137H174ZM225 139H226V136L224 137ZM264 138V137H263ZM169 139V138H168ZM168 139H167V141H168ZM180 139V138H179ZM184 139V138H183ZM193 139V138H192ZM198 139V138H197ZM200 139V142H202V143H204V139L203 140H201L202 138H199ZM211 139V138H210ZM225 139H224V141H225ZM12 140H13V138H12ZM49 140V139H48ZM119 140H120V138H119ZM209 140V139H208ZM212 140V139H211ZM35 142H40L38 139H36V140H34ZM33 141V142H34ZM180 141H182V139H180ZM12 142V141H11ZM43 142V141H42ZM49 143H51L50 142V140L48 141ZM169 142V141H168ZM206 142V141H205ZM225 142H227V141H225ZM224 142V143H225ZM243 142V141H242ZM250 142H251V140H250ZM249 142V143H250ZM45 143H47V141L45 142ZM49 143H48V145H49ZM183 143V142H182ZM194 143V142H193ZM195 143H197V141L195 142ZM207 143V142H206ZM254 143V142H253ZM37 144H39V143H37ZM40 144H42L43 145V143H40ZM169 144V143H168ZM185 144H186V142H185ZM184 144V146H185V150H186V145ZM212 144H213V141H212ZM228 144V143H227ZM264 144V143H263ZM83 146L82 148H78V146ZM103 145H108L107 146V148H108V152H109V154L104 158L103 156L102 157H99L98 156V153L100 152V151H102L103 150ZM188 145V144H187ZM190 145H193V144H190ZM247 145V144H246ZM38 146V145H37ZM170 146V145H169ZM180 146H182V144L180 145ZM194 146V145H193ZM244 146V145H243ZM250 146V145H249ZM106 147V146H105ZM212 147H213V145H212ZM19 148V147H18ZM146 148H149V149H146ZM181 148V147H180ZM180 148H179V150H180ZM188 148V147H187ZM242 148H244V147H242ZM170 149V150H169ZM184 149V148H183ZM249 149V148H248ZM30 150V149H29ZM46 150V149H45ZM110 150V151H109ZM178 150V151H179ZM250 150V149H249ZM249 150H247V151H249ZM181 151V150H180ZM183 151V150H182ZM59 152H62V155L60 156H57V153H59ZM185 152V151H184ZM225 152H226V150H225ZM245 152V151H244ZM16 153V152H15ZM173 153H176V152H173ZM193 153V152H192ZM18 154V153H17ZM178 154V152L175 154V156ZM179 154H180V152H179ZM182 154V153H181ZM204 154L205 153H203L202 155L204 156ZM208 155H209V153H207ZM225 154V153H224ZM253 154V153H252ZM251 154V155H252ZM15 155V154H14ZM173 155V157L175 158V156H174V154H172ZM186 155H188V157L189 158H191L190 156H191V154H186ZM207 155V156H208ZM217 155V154H216ZM249 155V154H248ZM8 156V155H7ZM6 156V157H7ZM171 156V155H170ZM180 156V155H179ZM200 156V155H199ZM203 156H202V159H203ZM2 157H4V156H2ZM83 157V159L80 161V159ZM119 157L117 158V159H119ZM162 157H165V158H162ZM180 157H182V156H180ZM188 157H184V159L186 158V159H189ZM205 157V156H204ZM227 157V156H226ZM253 157V156H252ZM255 157H257V156H255ZM264 157V156H263ZM262 157V158H263ZM20 158V157H19ZM103 158V159H102ZM217 159H218V156L216 157ZM229 157H227V158H225V159H228ZM0 159H1V156H0ZM8 159V158H7ZM16 159V158H15ZM99 159H102L100 162H98L97 164H96V161L97 160H99ZM129 159V160H130ZM183 159V160H184ZM201 159V160H202ZM210 159V158H209ZM212 159V158H211ZM222 159V158H221ZM220 159V160H221ZM246 159V158H245ZM249 159V158H248ZM247 159V160H248ZM251 159V158H250ZM116 160V159H115ZM171 160H174V159H171ZM177 160H178V158H177ZM191 159H189V163L191 162L190 161ZM193 160V159H192ZM207 160H208V158H207ZM207 160H205V161H207ZM220 160H219V162H220ZM223 160V159H222ZM253 160V159H252ZM258 160V159H257ZM256 160V161H257ZM1 161V160H0ZM9 161V160H8ZM11 161V160H10ZM112 161H114V160H112ZM185 161V160H184ZM188 161V160H187ZM12 162V161H11ZM17 162V161H16ZM119 162V161H118ZM145 162V161H144ZM175 162H178V161H175ZM211 162V161H210ZM235 162V161H234ZM250 161H248V163H249ZM125 163V162H124ZM192 163V162H191ZM200 163V162H199ZM209 163V162H208ZM251 163H252V161H251ZM250 163V164H251ZM1 164H2V161H1ZM7 164H8V162H7ZM20 164V163H19ZM174 164V163H173ZM172 164V165H173ZM198 164V163H197ZM212 164V163H211ZM216 164V163H215ZM214 164V165H215ZM233 164H235V163H233ZM249 164V165H250ZM262 164H263V162H262ZM3 165H5V163H3ZM147 165V164H146ZM175 165H177V163H175ZM182 165V164H181ZM180 165V166H181ZM217 165H218V162H217ZM261 165V164H260ZM6 166V165H5ZM8 166V165H7ZM6 166V167H7ZM122 166H124L123 165V163H122ZM129 166V165H128ZM128 166H127V168H128ZM145 166V165H144ZM143 166V167H144ZM150 166V167H151ZM178 166V165H177ZM188 166V165H187ZM229 166V165H228ZM251 166H253V164L251 165ZM256 166V165H255ZM255 166L254 167H252V169L254 170L253 172L251 171V173H252V177H251V175L249 174V173H247V174H249L250 176V178L251 179H249L250 181H249V183H247V184H245L246 183V181L248 180H246L245 182H243L246 186H248V188L246 189V187H245V189L243 190L244 192H247L249 189H251V187H252V191H251V194H250V196H249V199H247L246 198V196H245V198H246V200L247 201H249L250 203H252V205H251V208L253 207L254 208V205H253V203L255 204V206H256V201H253V200H257V198H258V201L262 204H260V206H262V208L261 209H263L262 211H264V167L262 168V167H256L255 168ZM169 167V169H172V168H170ZM172 167H174V166H172ZM186 167V166H185ZM184 167V168H185ZM231 167H233V166H231ZM230 167V168H231ZM235 167V166H234ZM233 167V168H234ZM237 167V166H236ZM236 167H235V169H236ZM15 168V167H14ZM17 168V167H16ZM140 168H141V166H139V170H140ZM182 169H183V167H181ZM249 168H250V166H249ZM248 167H247V169H249ZM119 169V168H118ZM146 169H148V168H146ZM174 169V168H173ZM172 169V170H173ZM175 169H176V166H175ZM182 169H179V170H181L182 171ZM207 169V168H206ZM241 169V168H240ZM251 169V168H250ZM251 169V170H252ZM4 170H6V168L4 169ZM27 170H32L30 173H27V172H25V171H27ZM131 170V169H130ZM132 170H134V169H132ZM142 170H143V168H142ZM144 170H145V167H144ZM215 170H218L220 173H221V171H220V168H218V169H216V167H215ZM225 170H226V168H225ZM228 170V169H227ZM15 171V170H14ZM155 171V170H154ZM180 171V172H181ZM208 171V170H207ZM211 172L212 171H214L213 170V168H212V170H210ZM247 171V170H246ZM245 171V172H246ZM8 172V171H7ZM121 172V171H120ZM119 172V173H120ZM124 172V171H123ZM126 172H127V170H126ZM126 172H124V173H126ZM134 172H136V171H134ZM140 172H142V171H140ZM151 172V171H150ZM161 172V171H160ZM164 172H167V171H164ZM169 172H171V173H173V172H175V170L172 172V171H170L169 170ZM206 172V171H205ZM209 172V171H208ZM207 172V173H208ZM217 172V171H216ZM249 172H250V170H249ZM9 173V172H8ZM123 173V174H124ZM138 173V172H137ZM162 173V172H161ZM204 173V172H203ZM236 173V172H235ZM96 174V175H97ZM135 174V173H134ZM143 174V173H142ZM151 174V173H150ZM165 174V173H164ZM164 174H162L163 175V177L164 176H166V174L164 175ZM178 174H179V171H178ZM217 174H218V179H216V178H214V180L216 179V180H219L220 179V177H219V173L217 172ZM227 174H229V173H227ZM232 173L230 172V174H229V176H231V178L233 177L232 175H231ZM245 174V173H244ZM131 175H133V174H131ZM154 175H156V174H154ZM159 175V174H158ZM236 175V174H235ZM234 175V176H235ZM13 176V175H12ZM100 176V175H99ZM114 176V175H113ZM112 176V177H113ZM128 176H129V174H128ZM137 177H138V175H136ZM149 177H150V175H148ZM147 176V177H148ZM153 176V175H152ZM151 176V182H154L153 181V177ZM157 176V175H156ZM159 176H161V174L159 175ZM172 176V175H171ZM179 176V175H178ZM178 176H176V178L178 177ZM180 176H182V175H180ZM188 176V175H187ZM190 176V175H189ZM203 176H205V175H203ZM226 176H228V175H226ZM239 176H242V175H239ZM245 176H246V174H245ZM14 177V176H13ZM115 177V176H114ZM122 177V176H121ZM131 177V176H130ZM137 177H135V179H137ZM142 177H143V175H142ZM141 177V175H140V179L138 178L137 179V181L138 182H140L141 184H144V182H143V180L141 179L142 178ZM145 177V176H144ZM183 177V176H182ZM181 177V178H182ZM209 177V176H208ZM212 177V176H211ZM217 177V176H216ZM12 178V177H11ZM102 178V177H101ZM118 178V177H117ZM127 178V177H126ZM175 178V177H174ZM175 178V179H176ZM179 178V177H178ZM204 178V177H203ZM207 178V177H206ZM205 178V179H206ZM224 177H221V179H223ZM239 178V177H238ZM247 178H248V175H247ZM103 179V178H102ZM102 179H100V181H99V183H101L102 181ZM113 179H115V178H113ZM129 179H132V177L131 178H129ZM146 179V178H145ZM144 179V180H145ZM160 178H158L157 180H159ZM174 179V180H175ZM208 179V178H207ZM207 179H206V181H207ZM212 179V178H211ZM235 179V178H234ZM98 180H99V178H98ZM121 180V179H120ZM147 181H146V183L150 180H148V178L146 179ZM155 180V179H154ZM161 180V179H160ZM173 180V179H172ZM171 180V181H172ZM181 180V179H180ZM180 180L178 179L177 181L178 182H180ZM186 180V178H184V181ZM196 180H198V179H196ZM199 180H200V178H199ZM198 180V181H199ZM213 180V179H212ZM211 180V181H212ZM213 180V181H214ZM132 181V180H131ZM167 181H168V179H167ZM177 181H176V184H177ZM183 181V178H182V180H181V182ZM183 181V182H184ZM190 181V180H189ZM193 181V179H192V177H191V182ZM206 181H205V183H206ZM209 182V180H208V182H209V184L210 183H214L213 185H215V182L216 181H214V182ZM220 181V180H219ZM222 181V180H221ZM225 181H228L227 179L225 180ZM10 182H11V180H10ZM133 182V181H132ZM131 182V183H132ZM182 182V183H183ZM250 182H253V183H250ZM15 183V182H14ZM86 183V182H85ZM97 183V182H96ZM95 183V180H93V184L92 183H90L91 185H92V188H91V192H95V191H99L100 189L98 188V184H96ZM102 183H105V182H102ZM101 183V184H102ZM112 183V182H111ZM135 183V182H134ZM140 183H138L139 185H140ZM164 185H165V183L164 182H162ZM161 183V184H162ZM168 183V182H167ZM170 183H172V182H170ZM174 183V182H173ZM172 183V184H173ZM243 183H241V184H243ZM86 184H88L89 185V183H86ZM121 184V183H120ZM162 184V185H163ZM198 184V183H197ZM196 184V185H197ZM203 184V183H202ZM217 184H218V182H217ZM252 184V185H251ZM105 186H106V184H104ZM128 185V184H127ZM130 185V184H129ZM131 185H133V183L131 184ZM135 185H136V183H135ZM147 184H144V188L146 189V186ZM149 185H150V181H149ZM152 185V184H151ZM150 185V186H151ZM153 185H155L154 183H153ZM158 185V184H157ZM160 185V184H159ZM193 185H195V184H193ZM199 185V184H198ZM212 185V184H211ZM222 185H223V183H222ZM245 185H243V186H245ZM16 186V185H15ZM111 186V185H110ZM121 185H119V187H120ZM137 186V185H136ZM141 186V187H142ZM146 186V187H145ZM171 187H172V185H170ZM185 185H182V186H180V187H184ZM203 186V185H202ZM206 186V185H205ZM249 186H250V188H249ZM24 187V186H23ZM118 187V188H119ZM127 187H129V186H127ZM127 187H126V189H127ZM152 187V186H151ZM151 187H149V189L151 188ZM167 187V186H166ZM207 187H208V185H207ZM212 187H214V186H212ZM234 187V186H233ZM232 187V188H233ZM105 188V187H104ZM106 188H108V187H106ZM105 188V189H106ZM113 188H115V187H113ZM113 188H112V190L111 191H113ZM117 188V187H116ZM121 188H122V186H121ZM133 188H135V186L133 187ZM139 188V187H138ZM155 188H156V186H155ZM162 189H166L165 187H161ZM190 188H191V185H190ZM196 188V187H195ZM218 188H219V186H218ZM231 188V189H232ZM236 188L237 187H235V189H234V191H236ZM25 190H27L26 188H24ZM103 189V188H102ZM104 189V190H105ZM110 189V188H109ZM120 189V188H119ZM119 189L117 190L116 189V192L115 193H117L118 191H119ZM124 189V188H123ZM129 189H130V187H129ZM132 189V188H131ZM144 189V190H145ZM148 189V188H147ZM169 189V188H168ZM173 189V188H172ZM183 189V188H182ZM206 188H204V190H205ZM210 189V188H209ZM209 189H206V190H209ZM228 189H230V184H229V188ZM227 189V190H228ZM230 189V191H232ZM29 190V189H28ZM121 190V189H120ZM136 190H137V188H136ZM154 190H156V189H154ZM160 190V189H159ZM186 190H190V189H187V187H186ZM213 190V189H212ZM217 193H218V195H219V199H222L223 200V194L222 193H219L220 191H219V189H214ZM213 190V191H214ZM226 190V188L225 189H223V191H225ZM226 190V191H227ZM237 190H238V188H237ZM1 191V190H0ZM127 191V190H126ZM129 191V190H128ZM149 191V190H148ZM169 192H170V190H168ZM199 188H198V193H199ZM222 191V192H223ZM225 191V192H226ZM21 192V191H20ZM101 192V193H100ZM99 193L100 194H106L107 192L106 191H100ZM124 192V194H122V195H126V193H125V190L123 191ZM147 192V191H146ZM151 192V191H150ZM150 192H149V195H151L150 194ZM154 192V191H153ZM152 192V193H153ZM171 192H173V190L171 191ZM180 192H183V191H180ZM187 192V191H186ZM224 192V193H225ZM227 192H229V191H227ZM113 193V192H112ZM135 193V192H134ZM179 192H177V194H178ZM183 193H185V192H183ZM182 193V194H183ZM210 194H211V200H213V201H215V198L213 199L212 198V193L211 192H209ZM208 192L206 193L205 192V194H203V196H207L208 194H209ZM216 193V194H217ZM248 193V192H247ZM260 193H262L263 194V200H261L262 199V197H258V195L260 194ZM131 193H129V195H130ZM146 194H148V193H146ZM176 194V195H177ZM230 194H232V193H230ZM229 194V195H230ZM236 194H237V196H238V193H237V191H236ZM261 194V195H262ZM98 195V194H97ZM114 195V194H113ZM118 195V194H117ZM119 195H120V193H119ZM144 195V194H143ZM153 195H154V193H153ZM156 195V194H155ZM168 195H170L169 193H168ZM181 194L179 193V196H180ZM191 196V194H188V196ZM214 195V194H213ZM240 198L242 197H244V195H243V193L241 192L240 194ZM246 195V194H245ZM248 195V194H247ZM8 196V195H7ZM28 196V197H29ZM107 196H110V195H107ZM115 196V195H114ZM131 196H133V195H131ZM158 196V194L156 195V197ZM178 196V195H177ZM189 196V197H190ZM195 196V195H194ZM196 196H198V195H196ZM228 196V195H227ZM62 197V198H61ZM102 197H105V196H102ZM115 197H118V196H115ZM120 197V196H119ZM118 197V198H119ZM124 197V196H123ZM151 197H153L152 195H151ZM150 197V198H151ZM169 197V196H168ZM167 197V198H168ZM172 197H174V195L172 196L171 195V198ZM182 197H183V195H182ZM187 197V196H186ZM193 197V196H192ZM217 197V196H216ZM12 198V197H11ZM122 198V197H121ZM125 198H126V196H125ZM130 198H132L133 199V197H130ZM149 198V197H148ZM147 198V199H148ZM149 198V199H150ZM166 198V197H165ZM171 198H168V199H171ZM178 198V197H177ZM181 198V197H180ZM194 198V197H193ZM198 198V197H197ZM203 197H201L200 196V199H202ZM205 198V197H204ZM229 198V197H228ZM227 198V199H228ZM239 198V197H238ZM237 198V199H238ZM101 199V198H100ZM138 199H139V197H138ZM167 199V200H168ZM179 199V198H178ZM183 199V198H182ZM181 199V200H182ZM206 199V198H205ZM208 199L209 198H207V203H209L210 201H208ZM217 199V198H216ZM230 199V198H229ZM4 200V199H3ZM10 200V199H9ZM8 200V202H11V201H9ZM12 200H13V198H12ZM89 200H91V199H89ZM97 200H99V199H97ZM102 200V199H101ZM100 200V201H101ZM109 200V198H106V202ZM113 200H114V198H113ZM123 200H124V198H123ZM130 200V199H129ZM129 200H127V202L129 201ZM151 200V199H150ZM180 199H179V201H181ZM185 200H186V198H185ZM189 200H191V197H190V199ZM240 200V199H239ZM246 200H245V202H246ZM2 201V200H1ZM5 201V200H4ZM81 201L83 202V203H81ZM94 200L92 199V202H93ZM103 201H104V199H103ZM102 201V202H103ZM112 201V200H111ZM125 201H126V199H125ZM132 201V200H131ZM133 201L135 202L136 201V198L135 199H133ZM132 201V202H133ZM145 201H146V199H145ZM144 201V202H145ZM157 201V200H156ZM164 201V200H163ZM166 201V200H165ZM164 201V202H165ZM170 201V200H169ZM175 201V200H174ZM221 201V200H220ZM234 201V200H233ZM96 202V201H95ZM122 202H124V201H122ZM148 202H149V200H148ZM176 202V201H175ZM187 202V201H186ZM189 202V201H188ZM194 202H195V200H194ZM225 202H227L226 200H225ZM238 202V201H237ZM7 203V202H6ZM109 203V202H108ZM146 204H147V202H145ZM162 203V202H161ZM177 204H178V200H177V202H176ZM181 203V202H180ZM179 203V204H180ZM190 203H192V201H190ZM239 203L240 202H238V204L237 205H239ZM250 203H249V205H250ZM100 204H102V203H100ZM111 204V203H110ZM118 204H120V203H118ZM117 204V205H118ZM135 204V203H134ZM133 204V205H134ZM149 204V203H148ZM200 204V203H199ZM199 204H197V205H199ZM228 204H229V202H228ZM235 204V206H237ZM241 204V203H240ZM242 204H244V203H242ZM246 204V203H245ZM248 204V203H247ZM246 204V205H247ZM60 205H63L64 206V210L62 209V208H60L59 209V207H61ZM103 205V204H102ZM112 205V204H111ZM121 205H122V203H121ZM133 205H130V206H133ZM196 205V204H195ZM204 205H206V204H204ZM203 205V206H204ZM223 206L225 205V206H227V204L225 203V204H222ZM106 206V205H105ZM114 206V205H113ZM129 206V207H130ZM147 206V205H146ZM161 206H162V204H161ZM222 206V208H224ZM228 206H230V205H228ZM232 206V205H231ZM257 206H259V204H257ZM256 206V207H257ZM27 207H29V206H27ZM107 207H109V205L107 206ZM116 207V206H115ZM115 207H114V209H115ZM122 207V206H121ZM127 207V206H126ZM125 207V208H126ZM139 207H141V206H139ZM138 207V208H139ZM143 207H145V206H143ZM159 207H160V205H159ZM177 207V206H176ZM182 207V206H181ZM184 207V206H183ZM243 207H245V206H243ZM247 207H249V206H247ZM117 208V207H116ZM174 208L175 207H173V210H174ZM185 208H187V207H185ZM189 208H191V205H190V207ZM197 208V207H196ZM228 209H229V207H227ZM236 208V207H235ZM235 208L233 209V210H235ZM238 208V209H237ZM236 208V211H238L239 213H236L235 212V214L234 213H232L231 211V213L230 214H234V216L236 217H238V215H240L241 213H242V216L244 217V215L245 214H243V213H245V211H247V210H245L244 208H243V210H245V211H240V209L242 208H240L239 209V206ZM250 208V209H251ZM112 209H113V207H112ZM111 209V210H112ZM120 209V208H119ZM118 209V210H119ZM149 209V208H148ZM148 209H147V211H148ZM172 209V208H171ZM170 208H169V210H171ZM176 209V208H175ZM182 209H184V208H182ZM188 209V208H187ZM209 209H211V208H209ZM208 209V210H209ZM249 209V208H248ZM258 209H260V207H258L257 208V210ZM6 210L7 211H14L13 210V207L11 206V205H8L7 204V206H6ZM25 210V209H24ZM167 210V209H166ZM168 210V211H169ZM186 210V209H185ZM189 210V209H188ZM199 210V209H198ZM224 210H225V208H224ZM232 210V211H233ZM242 210V209H241ZM253 210V209H252ZM255 210H256V208H255ZM115 211V210H114ZM113 211V212H114ZM130 211H132V210H130ZM162 211V210H161ZM189 211H191V210H189ZM188 211V214L190 213ZM193 211V210H192ZM203 211V210H202ZM211 211H213L212 209L210 210V213H211ZM215 211V210H214ZM254 211V210H253ZM259 211H261V210H259ZM124 212V211H123ZM122 212V213H123ZM152 212V211H151ZM151 212H149V213H151ZM164 212V211H163ZM206 212V211H205ZM217 212H218V209H217ZM216 212V213H217ZM234 212V211H233ZM241 212V213H240ZM250 212H252V211H250ZM19 213V212H18ZM23 213V212H22ZM116 213V212H115ZM118 213V212H117ZM116 213V214H117ZM135 213V212H134ZM132 214V217L130 218V216H129V219H127V220H122V219H118V221H117V216L116 217H113L112 218V216H111V221H113V226H117L116 228H115V235L114 236H112L111 234H109V236H111V237H109L108 236V234H107V240H106V238H105V241L107 242V244H110V242H112V244H116V245H120V247L121 246H123V245H126L127 246V250H125V251H122V253H120V252H118L119 250H117V249H115V250H113V254L115 255H113V257L112 258H116V259H128V260H131V262H130V264L132 263V264H139V262H141V260H142V258H143V256H142V254H141V256L142 257H140V254L139 255H137L136 254V252H135V250H137V252L139 251V250H142V249H148V248H150L152 251H154V253L156 252L155 250H157V249H162V246L164 245L163 244V242L162 243H156V245H154V237H153V235H151V236H148V238H144V235H143V233H145V232H143V233H141V231L140 230H135L133 227H135L136 229H139L140 228V224H139V222L138 221H136V219H135V216H139V214H141V213H139V214H137V215H135V214ZM154 213V212H153ZM156 213V212H155ZM170 213V212H169ZM171 213H173L172 212V210H171ZM170 213V214H171ZM177 213H178V211L176 212V215H177ZM180 213H182V212H180ZM179 213V214H180ZM184 213V212H183ZM201 213H203V212H201ZM200 213V214H201ZM210 213H209V215H210ZM253 213V212H252ZM32 214H34V213H32ZM56 214H58V215H56ZM179 214H178V216H179ZM191 214V213H190ZM223 214V213H222ZM236 214H238V215H236ZM247 214V213H246ZM249 214H251V213H249ZM258 214V213H257ZM112 215H114L115 216V214L113 213ZM133 215H135L134 216V218H133ZM148 215H150V214H148ZM156 215H157V213H156ZM161 215H162V213H161ZM172 215V214H171ZM182 215V214H181ZM180 215V216H181ZM206 215V214H205ZM221 215V214H220ZM224 215V214H223ZM228 216H229V214H227ZM248 215V214H247ZM260 215H262L261 213H260ZM10 216V215H9ZM151 216V215H150ZM175 216V215H174ZM173 216V217H174ZM201 216V215H200ZM208 216V215H207ZM214 216V215H213ZM241 216V215H240ZM241 216V218H237L236 217V219L233 217V215L231 216V217H233V219H235L236 220V223H237V221H239V220H241L243 217ZM251 216V215H250ZM12 217V216H11ZM17 217V216H16ZM20 218L19 219H22V220H26V219H24L23 217H22V215L20 214V216H19ZM55 217H54V219H55ZM59 217V218H60ZM149 217V216H148ZM182 217H183V215H182ZM203 217V216H202ZM211 217H212V215H211ZM216 217V216H215ZM224 217V216H223ZM230 217V216H229ZM7 218H8V215H7ZM123 219H126L127 217H122ZM137 218H139L140 219V216L139 217H137ZM151 218V217H150ZM154 218V217H153ZM152 218V219H153ZM191 218H193L192 219V221L194 220V219H196V221H194L193 222V224H199L200 222H201V220L199 221V219L200 218H198V214H193L192 215V217ZM205 218V217H204ZM227 218V217H226ZM262 218V217H261ZM16 219H18V218H16ZM18 219V220H19ZM84 219H87V220H84ZM143 219H145V218H143ZM175 219V218H174ZM182 219V218H181ZM185 219V218H184ZM207 219V218H206ZM211 219V218H210ZM210 219L208 218V220L207 221H210ZM215 219V218H214ZM214 219L212 220L213 222H214ZM239 219V220H238ZM33 220H34V217H33ZM151 220V219H150ZM154 220V219H153ZM180 220V219H179ZM183 220V219H182ZM222 220V219H221ZM223 220H225V219H223ZM222 220V221H223ZM264 220V219H263ZM11 221V220H10ZM51 221V220H50ZM53 222H54V220H52ZM165 221V220H164ZM177 222H178V220H176ZM188 221H189V219H188ZM204 221H206V220H204ZM228 221V220H227ZM231 220H229V222H230ZM259 221V220H258ZM6 222V221H5ZM36 222V221H35ZM52 222V223H53ZM57 222V221H56ZM60 222V221H59ZM169 222V221H168ZM174 222V221H173ZM182 222V221H181ZM226 222V221H225ZM228 222V223H229ZM252 222H254V221H251V223ZM16 223V222H15ZM20 223V222H19ZM38 223H40V222H38ZM51 223V222H50ZM52 223L50 224V225H52ZM112 223V222H111ZM150 223H152V221H150ZM153 223H155L154 221H153ZM231 223V222H230ZM259 223V222H258ZM257 223V224H258ZM260 223H262V222H260ZM10 225H12L11 223H9ZM18 224V223H17ZM17 224H16V227H18L17 226ZM21 224V223H20ZM22 224H24V223H22ZM25 224H26V222H25ZM43 224V223H42ZM177 224V223H176ZM183 224V223H182ZM181 224V225H182ZM201 224V223H200ZM213 224V223H212ZM14 225V224H13ZM19 225V224H18ZM34 225H36V223H34ZM40 225V224H39ZM39 225L38 226H36L37 228H34V229H36L37 231L39 230ZM48 225V224H47ZM46 225V223H45V226H47ZM64 225V224H63ZM154 225V224H153ZM163 225H164V223H163ZM173 225V224H172ZM178 225V224H177ZM190 225V224H189ZM191 225H192V223H191ZM205 225H208V224H205ZM209 225H211V224H209ZM209 225H208V227H209ZM225 225V223L223 224V226ZM231 225H232V223H231ZM230 225V226H231ZM261 225H264V223L263 224H260L259 226H261ZM8 226V225H7ZM24 226V225H23ZM105 226V225H104ZM194 226V225H193ZM212 226V225H211ZM210 226V227H211ZM213 226H215V225H213ZM220 226H222V225H220ZM16 227H14L15 229H16ZM56 227V226H55ZM55 227H54V229H55ZM65 227V226H64ZM86 227V228H85ZM89 227V226H88ZM95 227V228H96ZM105 227H109V225L108 226H105ZM105 227H104V229H105ZM112 227V226H111ZM145 227H148V226H145ZM161 227V226H160ZM177 227V226H176ZM179 227H181L180 225H179ZM187 227H189V226H187ZM186 227V228H187ZM195 227V226H194ZM198 227H199V225H198ZM202 227H203V225H202ZM216 227V226H215ZM219 226H217L216 228H218ZM244 227H245V225H244ZM60 228V227H59ZM101 228L99 229V230H101ZM203 228H205V227H203ZM212 228V227H211ZM220 228V227H219ZM226 228H230V227H227L226 226ZM242 227H240V228H237V229H241ZM247 228V227H246ZM245 228V229H246ZM259 228V227H258ZM13 229V228H12ZM30 229V228H29ZM33 228L32 229H30V232H31V230H34ZM44 229V228H43ZM65 229H66V227H65ZM64 229V230H65ZM83 229V230H84ZM89 229V228H88ZM109 229V228H108ZM111 229V228H110ZM109 229V230H110ZM143 229H145V228H143ZM147 229V228H146ZM185 229V228H184ZM190 229V228H189ZM192 229V228H191ZM200 229V228H199ZM206 230H207V226H206V228H205ZM257 229V228H256ZM262 229V228H261ZM26 229H24V231H25ZM42 230V229H41ZM40 230V231H41ZM57 230H59V229H57ZM56 230V231H57ZM83 230H82V233H83ZM95 230H98L97 228L95 229ZM173 230H174V227H173ZM205 230V231H206ZM213 231H215L214 229H212ZM212 230H210V231H212ZM218 230V229H217ZM225 230V229H224ZM224 230H222V231H224ZM230 230H231V228H230ZM243 230V229H242ZM252 230V229H251ZM28 231V230H27ZM37 231L35 232V231H33L34 233H35V235H37ZM45 231V230H44ZM61 231H63V230H61ZM85 231V230H84ZM112 231V230H111ZM143 231V230H142ZM170 231V230H169ZM168 231V233H171V232H169ZM179 231V230H178ZM183 231V230H182ZM185 231H186V229H185ZM197 231H198V228H197ZM202 231H204V230H202ZM209 231V230H208ZM228 231V230H227ZM232 231V230H231ZM236 231V233H237V230H235ZM234 231V232H235ZM253 231V230H252ZM255 231V230H254ZM253 231V232H254ZM262 231H263V229H262ZM20 232V231H19ZM18 231L16 232V234L17 233H19ZM54 232V231H53ZM64 233H63V235H67V236H69V235H72V234H69V231L67 230V231H63ZM102 234H103V232L102 231H100ZM108 232V231H107ZM134 232V233H133ZM166 232H167V230H166ZM184 232V231H183ZM13 233V232H12ZM33 233V234H34ZM73 233V234H74ZM106 233V232H105ZM159 233H161V232H159ZM163 233V232H162ZM193 233V232H192ZM192 233H188V235L190 236L191 235V237L190 238H196V236L195 237H192V236H194V233L192 234ZM213 233V232H212ZM231 233V232H230ZM255 233V232H254ZM257 233V232H256ZM260 233V232H259ZM259 233L258 234H256L252 239H249V240H247L248 238H246V240H245V238L244 237H246L245 236V234L244 233H242V234H244V236L242 237L243 239H244V245H245V247L247 248V250H246V248L242 245V244H240L241 245V247L244 249V250H242L241 251V253L240 252H238L239 251V249H238V251L236 250L237 248H239V247H237V248H235L233 245H232V243H229V245L231 244L232 245V249L233 248H235V249H229L230 251V253H228V254H230V255H228V254H226V256H224L223 257V254H220V251L221 250H219L218 251V254L219 255H215V254H213V255H211L212 253H213V250H211V252H210V250L208 249V247H207V245H205L206 246V248H207V250H209V252L206 250V248H205V253L203 252L202 254H201V257H200V255L199 256H195L194 257V259L196 260V262H198V260H199V258L198 257H200V258H203V254H204V257H206V259H208V257H209V259L211 258V259H213L214 261V264H264V238H262L261 239V234H260V236H259ZM22 234V233H21ZM23 234H26V233H23ZM43 234V233H42ZM78 234H79V232H78ZM146 234V233H145ZM174 234V233H173ZM232 234V233H231ZM251 234V233H250ZM249 234V235H250ZM19 235V234H18ZM34 235V236H35ZM58 235H60V233L58 234ZM75 235V234H74ZM86 235V234H85ZM84 235V236H85ZM158 235V234H157ZM156 235V233H155V236H157ZM168 235H170V234H168ZM217 235H221V233H218ZM217 235H215V238H216V240H217V238L219 237H217ZM234 235V234H233ZM240 236H241V234H239ZM238 235V236H239ZM4 236V235H3ZM16 236V235H15ZM21 236V235H20ZM49 236V235H48ZM48 236H46V237H48ZM52 236V235H51ZM50 236V237H51ZM76 236V235H75ZM75 236H73V237H75ZM165 236H167V235H165ZM177 236V235H176ZM179 236V235H178ZM183 236V235H182ZM189 236H187L188 238H189ZM222 236H223V232H222ZM2 237V236H1ZM0 237V238H1ZM32 237V236H31ZM39 237V236H38ZM54 237V236H53ZM53 237H51V238H53ZM66 237V236H65ZM72 237V236H71ZM77 237V236H76ZM99 237V236H98ZM163 237V236H162ZM169 238H170V236H168ZM186 237V235H185V238H187ZM199 237V236H198ZM206 237V236H205ZM205 237H203V240L205 239ZM211 237V236H210ZM209 237V238H210ZM229 237H231V235L229 236ZM262 237H263V234H262ZM15 238V237H14ZM56 238V237H55ZM79 238V237H78ZM77 238V239H78ZM80 238H82V235L80 236ZM85 238V237H84ZM90 238H93V237H90ZM96 237H94V239H95ZM172 238H175V237H172ZM183 239H184V237H182ZM187 238V239H188ZM189 238V240L191 241V239ZM200 239L202 238V237H199ZM209 238H208V241H209ZM211 238H213V237H211ZM215 238H214V240H215ZM239 238H241V237H239ZM237 239V241L238 240H243V239ZM21 239V238H20ZM29 239H30V241H31V238L29 237ZM40 239V238H39ZM45 240H46V238H44ZM43 239V240H44ZM69 239H71V238H69ZM192 239V240H193ZM220 239V237L218 238V240ZM223 239H225L226 240V238L225 237H223L221 240H223ZM17 240V239H16ZM25 240V239H24ZM23 240V241H24ZM33 240V239H32ZM42 240V241H43ZM62 240V239H61ZM84 241V239H80V241ZM98 240H99V238H98ZM100 240H101V238H100ZM180 240H182L181 238H180ZM184 240H186V239H184ZM215 240V241H216ZM217 240V242H219ZM228 240V239H227ZM30 241H28V242H30ZM48 241V240H47ZM55 241V240H54ZM78 241V240H77ZM80 241H78V242H80ZM92 241H93V239H92ZM178 241V240H177ZM205 241V240H204ZM206 241H207V239H206ZM213 241V240H212ZM236 241V242H237ZM52 242V241H51ZM61 242V241H60ZM65 242V241H64ZM87 242V241H86ZM90 242V241H89ZM88 242V243H89ZM94 242V241H93ZM103 242V241H102ZM105 242V243H106ZM186 242V241H185ZM185 242H184V244H185ZM187 242H188V240H187ZM198 242V241H197ZM196 242V243H197ZM240 242H242V241H240ZM22 243V242H21ZM21 243L19 244V245H21ZM27 243V242H26ZM71 243V242H70ZM73 243V242H72ZM76 243V242H75ZM98 243V242H97ZM166 243V242H165ZM173 243V242H172ZM176 243V242H175ZM174 243V244H175ZM178 243L181 245H183V243H181V241H178ZM235 243V242H234ZM7 244V243H6ZM23 244V243H22ZM25 244V243H24ZM23 244V245H24ZM28 244V243H27ZM32 244H33V242H32ZM40 244V243H39ZM46 244V243H45ZM54 244H56V243H54ZM59 244V243H58ZM57 244V245H58ZM61 244V243H60ZM67 244H68V242H67ZM98 244H100V243H98ZM167 244V243H166ZM174 244H170L169 246H171L172 247V245H174ZM191 244V243H190ZM199 244H201L200 242H199ZM218 244V243H217ZM226 244V243H225ZM225 244H224V246H225ZM0 245H2L1 243H0ZM9 245H10V243H9ZM31 245V244H30ZM71 245V244H70ZM84 245V244H83ZM97 245V244H96ZM111 245V244H110ZM116 245H114V246H116ZM221 245V244H220ZM235 245H236V243H235ZM259 245V246H258ZM46 246V245H45ZM58 246H60V245H58ZM92 246V245H91ZM99 246V245H98ZM102 246V245H101ZM101 246H100V248H101ZM164 246H166V245H164ZM168 246V245H167ZM184 246V245H183ZM223 246V245H222ZM221 246V247H222ZM223 246V247H224ZM258 248H257V247ZM3 247V246H2ZM1 247V248H2ZM44 247V246H43ZM51 247V246H50ZM53 247V246H52ZM69 247V246H68ZM76 247V246H75ZM79 247V246H78ZM77 247V249H79V248H82L81 247V245H80V247L78 248ZM103 247H104V245H103ZM107 247V246H106ZM105 247V248H106ZM175 247V246H174ZM182 247V246H181ZM185 247V246H184ZM217 247V246H216ZM226 247V246H225ZM0 248V249H1ZM5 248V247H4ZM8 248H10L9 246H8ZM21 248H23V247H21ZM99 248V247H98ZM97 248V249H98ZM116 248V247H115ZM164 249H166L165 247H163ZM196 248V247H195ZM242 248H240V249H242ZM252 248H256V249H258L257 251L259 252V254H256L257 256H258V259L257 258H253L254 259V261L253 262H251V260L252 259H249V258H251L252 257V255L248 258V255H249V253H248V255H247V252H249L248 250H251ZM34 248H32V250H33ZM39 249V251H40V248H38ZM52 249V248H51ZM55 249V248H54ZM53 249V250H54ZM65 249H68L67 248V246H66V248ZM70 249V248H69ZM68 249V250H69ZM72 249H75L74 248V246L72 247ZM96 249V250H97ZM256 249H254V250H256ZM1 250H5V249H1ZM31 250V251H32ZM36 252V254H38V256L39 255H43L44 254V256L46 255V253L47 252H49L50 253V255H51V251L49 250L48 251V249L46 250V249H44L43 250V248H42V250L45 252V253H42V254H40L41 252H42V250H41V252H39L38 251V253H37V249H34ZM33 250V251H34ZM46 250V251H45ZM52 250V251H53ZM56 250H57V248H56ZM85 250H86V248H85ZM89 249H87V251H88ZM93 250V249H92ZM91 250V251H92ZM6 251V250H5ZM70 251V250H69ZM77 251V250H76ZM99 250H97V252H98ZM105 251V250H104ZM167 252H168V249L166 250ZM232 251V252H231ZM1 252V251H0ZM29 252H30V250H29ZM28 252V253H29ZM55 252V251H54ZM63 252V251H62ZM84 252V251H83ZM93 253H94V250L92 251ZM108 252H110V251H108ZM185 252V251H184ZM183 252V253H184ZM253 252V251H252ZM19 253V252H18ZM27 253V254H28ZM32 254H33V252H31ZM49 253H47V254H49ZM58 253V252H57ZM99 253V252H98ZM169 253V252H168ZM186 253V252H185ZM21 254V253H20ZM23 254V253H22ZM25 254V253H24ZM36 254H33V255H36ZM64 254V253H63ZM97 253H95V255H96ZM150 254V253H149ZM6 255V254H5ZM58 255V254H57ZM76 255V254H75ZM80 255V254H79ZM93 255V254H92ZM184 255V254H183ZM12 256V255H11ZM15 256V255H14ZM14 256H13V258H14ZM52 256V255H51ZM62 256V255H61ZM67 256V255H66ZM91 256V255H90ZM152 256V255H151ZM150 256V257H151ZM164 256V255H163ZM172 256V255H171ZM187 256H189V254L187 255ZM187 256H185V259L187 258ZM253 256H255L254 254H253ZM3 257V256H2ZM25 257H27V255L25 256ZM29 257V256H28ZM32 257V256H31ZM34 257V256H33ZM32 257V258H33ZM49 256H47L46 258H48ZM69 257V256H68ZM71 257H72V255H71ZM78 257V256H77ZM86 257V256H85ZM106 257H107V255H106ZM179 257H183V256H179ZM178 257V258H179ZM12 258V257H11ZM12 258V259H13ZM43 258V257H42ZM45 258V257H44ZM46 258H45V260H46ZM60 258V257H59ZM70 258V257H69ZM73 258H75V257H73ZM78 258H80V257H78ZM109 258H111V255H110V257ZM147 258H149V257H147ZM146 257H145V259H147ZM190 258H192V255H191V257ZM189 258V259H190ZM197 258H198V260H197ZM15 259V258H14ZM17 259V258H16ZM35 259V258H34ZM50 259V258H49ZM48 259V260H49ZM83 259H84V257H83ZM88 259V258H87ZM106 259V258H105ZM116 259H113V260H116ZM166 259H168V258H166ZM166 259H164V261L166 260ZM171 259H174V258H169V260H171ZM180 259V258H179ZM179 259H177V260H174L173 261V264H188V263H190V260L188 261V259H186L185 261H183L184 260V258H183V260L181 259V260H179ZM206 259H202L203 261H205ZM36 260V259H35ZM39 260V259H38ZM44 260V261H45ZM62 260H64V259H62ZM86 260V259H85ZM91 260V259H90ZM150 260V259H149ZM148 260V262H150ZM154 260V259H153ZM168 260V261H169ZM201 260V259H200ZM13 261V260H12ZM11 261V262H12ZM17 261L19 262V260L17 259ZM23 261V260H22ZM22 261H20V262H22ZM30 261V260H29ZM52 261V260H51ZM71 261V260H70ZM72 261H74V260H72ZM87 261V260H86ZM143 261V260H142ZM145 261V260H144ZM207 261V260H206ZM211 262H212V260H210ZM19 262V263H20ZM35 262V261H34ZM34 262H33V264H34ZM55 262V261H54ZM106 262V261H105ZM111 262V261H110ZM170 262H172V260L170 261ZM209 262V261H208ZM207 262V263H208ZM210 262V263H211ZM4 263V262H3ZM47 263V262H46ZM45 263V264H46ZM74 263V262H73ZM126 263H128V262H126ZM146 263V262H145ZM155 263V262H154ZM15 264H16V262H15ZM42 264V263H41ZM44 264V263H43ZM55 264V263H54ZM77 264V263H76ZM151 264H153L152 263V261H151ZM159 264V263H158ZM200 264V263H199Z\"/></svg>",
    "mask_w": 264,
    "mask_h": 264
}]
</instances>
